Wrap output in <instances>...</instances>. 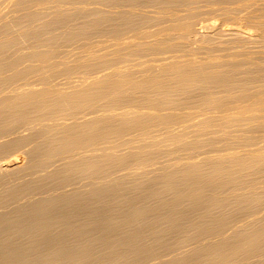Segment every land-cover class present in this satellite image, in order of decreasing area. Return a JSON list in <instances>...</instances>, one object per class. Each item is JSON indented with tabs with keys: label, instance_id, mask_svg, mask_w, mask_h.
Here are the masks:
<instances>
[{
	"label": "rangeland",
	"instance_id": "374dc122",
	"mask_svg": "<svg viewBox=\"0 0 264 264\" xmlns=\"http://www.w3.org/2000/svg\"><path fill=\"white\" fill-rule=\"evenodd\" d=\"M24 1H26V3L28 2L27 3L28 6L26 5V3H24ZM45 1L46 0H44V1L43 0H11V1L10 0H4V1L2 0V1H0V33H1L0 38L3 39V40L0 39V64H1L0 65V110L2 108V110L0 111V136H1L0 137V143H1L0 144V193L1 192L4 193V192H6V190L7 191L10 190L13 194H15L14 190H16L17 188L12 187V186H15L14 184H16V183H17V185L22 184L21 186H23L26 189L25 190V189L21 188V186H19L20 187L19 188L16 185L19 189V190H17V192L18 191L20 192L23 190H25L27 192V190L29 191L30 189H32V187L38 186L39 183H40V185L41 184L43 185V183H41V181H43V182L46 181L44 184V187L40 186L41 188L38 190L36 189V191L34 190L35 192L32 190V193L28 194L29 192H31V190L27 193L24 191L26 193V196L25 197L21 196L22 199L19 197L18 198L19 200L17 198H15L16 196L14 197V195L12 193L6 192L5 195L1 193L0 194V203H1V200L3 201V198H4L5 199L4 201H6L5 203L7 204V207H6V204L4 205V203L2 202L3 203L2 205H4L5 207L3 206L1 208V204H0V208H1L0 214L5 213V209L9 212L10 211L14 212L17 209H20L22 206H24V204L28 203V201L32 200L33 198L34 199L39 198L37 201L42 200L41 202L39 201V203L44 202L43 199L45 198L44 200H46V197H47V200H48V198L51 200L52 198H54L56 196H60L61 194L64 195L66 193L65 191H67V190L71 191L72 188H73V190L75 189V190H78L80 192H83V194H84V192L88 193L90 187L84 186L86 184V182L84 183V181H83L84 184L82 185V182L80 180H82V179L84 180V178L86 177L87 181H89V183L87 182V186L88 185L91 186L94 182L97 184V181H92V180L95 177L94 175L97 174V172H100L99 170H103L102 166L100 168V165L106 166V164H107V167H108V163L105 162V160H108L106 158L108 156L110 161L108 160L107 162H109L110 165H109V169L107 167L106 168L108 170H111L110 172H112V173L110 174V172L108 171L109 175L106 173V176H108L107 177L108 179L106 178V176L104 178L103 177L104 173L107 172L106 171L107 169L105 168L104 173H101V175H99L100 173L97 174L99 176L98 182L103 184V187H101L102 185L99 184L101 188L107 187L106 185H108V183H105L106 184L105 185L106 187H105L104 182L103 183L100 182V181H105L106 179H107L106 180L107 182L109 180V184H110V185H108L109 187L114 186V187L110 188V189L115 190L114 193H113L114 190L110 191L109 188L107 187L108 191L112 192L110 194H112L114 196V197H110V198H113V201L110 200L113 203V205L109 202L110 204H108V206L112 205L114 207V208L113 207L111 208V206H110V208H111L110 210L115 209V211H113L114 213L112 212V214H111L110 210L108 212H110V214L113 215V217L111 216L112 217L111 219H113V218L117 219L120 217L118 219L119 221L116 220L117 224L114 223V225H118V223H122V222H120L121 218H122V221L123 220L125 221V219L126 220L129 219V216L126 215V214H129V212L125 213V211H127V209H128L127 208L125 210V207H127L128 205H126L125 200H123V199H125V196L128 193V191H131V193L133 191V194L138 193L137 195L139 196L140 194L143 195L144 191L146 192L147 190L151 189V188H149L150 185L157 184V185H155V186H158L157 192H158V190H159V192H161L160 189H162L164 192H166V193H164L162 191V193H164L163 199L166 200L167 197L168 198L170 197L169 195H167V193H169V189L164 188V187H166L165 183H167V181H163L165 179V177L163 178L162 176H166L167 174H169V173H167L169 170L171 172L174 171L175 173L177 170L175 171L172 168L178 169V171H180V173L184 170H188V173H186V174H188L187 175L188 177H192V176L196 177L195 175L200 176V171L204 169V172L203 173L201 172V173L205 176V177L203 176L204 179L202 178L203 181L206 178L208 179V180L207 179L205 180V183L207 182L208 184H210V183L212 184V183H214V181L220 180L219 178H221V180L225 179V181L228 180L227 183L225 182L227 184L226 186H224L225 188H219L220 191L217 189L218 191H215L212 194L210 193L214 198H209V201L206 199L199 198V199H201L200 201L202 203L203 202H205V203L206 202H208V203L212 202L211 203L212 204L211 209L209 211H208V209H207V211H203L199 216H196V218L194 217L195 219H193V220H191L192 217L191 218L189 217L190 219L187 218L188 223L184 222V220L187 221L185 217H183V216L181 217V215H180L178 217L180 220H178L176 217V219H175L176 223L174 222V224H180L181 220L183 221L182 223H184V224L185 223L189 224V222H190V225H191V221L194 222V223H192V227L186 224L187 228L185 230H189V232L186 231L187 233H184V234H183V232L185 231L184 229L183 230L182 229L176 230V229L180 228L179 226H181V225H178V226L175 225L176 228L174 227V230H175L174 231L173 227H172L173 225L170 226L168 223V225L165 226L167 223L165 224L164 221L159 222V223L154 222L151 224L150 227L152 228V230L156 228V230H160L162 233V230L160 229V227H162L163 224H165V225H163V228H162L164 231L167 230V229H164V227L168 228L170 226V229L168 228L167 231L169 233H171L172 231L170 232L169 230L172 229L174 232H172L170 234L169 238L172 237V239H173V237L175 235L172 244L177 245L175 247H177V248L180 247L179 249H182V246L178 247V244H176V243L180 242L179 244H182L183 246L185 245L183 247V249L187 250V249H190L189 247L196 249L194 244L196 243L195 245H198L197 244L198 242H199V246L202 247V245H200L201 244V234L204 231H202V233L200 231L201 234L199 232H197V235L195 234L198 237L200 236L199 239L197 237L198 241L196 240L197 241L196 242L194 239V238H196V236H191L192 234L194 235V233H195L194 230L196 228V226L193 227V225L196 224L197 226H200L202 224H205V225L209 224V225H212V227H215L216 225L221 226L218 228L221 229V232L224 235H222V233H221V235H218V234H220V233H218L217 234L218 236H217L216 235L217 231H216L215 236L216 237H219V236L222 237V236L227 235L225 238H227L228 241L230 240L231 241L230 243L233 245H231L230 243H226L227 242L226 239H225V241H226L225 243L227 245L225 243H223L222 242L224 240L223 237H222L223 240L221 239V242H220L221 237L219 239L216 238L214 240L213 238H215V236L211 238V236H213L214 234L213 235L208 234L210 237L208 235L205 237L202 236V239L203 238L206 239L205 244H203V246H205L204 248L207 249V250L206 249L205 250L203 249V250L207 252L205 254L208 255L207 257L209 259L206 256H203V257L207 258L206 260H208V261L210 260V263H208V264H211V263L215 264V262H216V264H217V262H218V264H264V235H263L264 234V226H262V223L264 224V218H263L264 217V215H263L264 214V94H263L264 93V54H261V53H264V0H161V1H159V0H147V1L146 0H143V1L142 0L141 1L140 0H94V1H92V0H88V1L87 0H83V1L82 0H75V1L74 0H66V2H65V0H47L46 2ZM84 1H85V3H83ZM35 2H39V3H35ZM49 2L51 4H49ZM91 2H93V3H91ZM70 4L71 5L73 4L72 6H73V8L75 6V8L72 9V6ZM3 5H4V7H3ZM124 5L126 6V8H128V7L129 8L126 9ZM139 5H141V6H139ZM147 5H150V6H147ZM40 6H42V7H40ZM46 6L49 8H47ZM45 8H46V10H45ZM94 8L97 9L98 13ZM99 8H102V9L100 10ZM27 9H28V12H26ZM50 9H52V11ZM113 9H114V11H113ZM64 10H66V12H64ZM139 10H140V12H139ZM143 10H145V11H143ZM41 11H42V13H41ZM47 11H49V12H47ZM132 11H134V12H132ZM51 12L52 13L54 12V14H52ZM94 12H96V13L93 14ZM34 13L36 16L34 15ZM38 13H40V14H38ZM29 14L31 15V17H29ZM97 14H99V15H97ZM26 15L28 16V18H26L27 17ZM74 15H75V17H74ZM143 15H145V16H143ZM150 15H151L152 19H150ZM13 16H14V18H13ZM42 16L45 18H43ZM129 16H131V17H129ZM134 16H135V18H133V19L136 21H134L132 19V17H134ZM147 16H149L148 19H147ZM50 17H51V19H50ZM119 18L120 19L122 18V19L120 20ZM125 18L127 20L128 19L129 20L126 21ZM130 18H131V20H130ZM3 19L5 20V22ZM34 19H36V20H34ZM59 19L62 21L60 22ZM26 21H28V22H26ZM49 21L53 22L54 26ZM64 21H65V23H63V24H69L70 23L71 25L70 24L69 25L71 27L69 25H68L69 27H66L67 25L64 26L63 24H61ZM137 21H138V23H137ZM145 21H146V23H145ZM30 23H33V24H30ZM48 23H50L49 28L51 30L48 28V25H47ZM114 23H115V25H114ZM57 24L61 27H59ZM44 25H45V27L47 25V27L45 28ZM132 25H134V26H132ZM52 27H53V29H52ZM36 28H37V30H36ZM54 28H56L57 30ZM44 29L48 30V31L50 30L49 34L46 33V31ZM61 29H63L64 31ZM1 30H2V32H1ZM42 30H44V31H42ZM33 32H35V36H33L34 35ZM42 32H43V34H42ZM30 33L32 34V38H31ZM37 33L43 39H41V37L38 38L39 35L36 36ZM52 33L55 34L56 36L53 35ZM10 35H11V37H10ZM26 35L27 36L29 35L30 37L28 36V38H30V39H28ZM42 35L43 36L46 35V37H43ZM50 35H52L53 40H52ZM61 35H63V37ZM98 36H100V37H98ZM5 37H7V38H5ZM49 39H51V41ZM29 40H31V41L28 42ZM32 40H34V41L32 42ZM35 40L39 41V43L45 42V44L44 45L38 44V43H36L37 41H35ZM125 40H126V42H125ZM107 41H109L110 43H108ZM32 43L33 44L36 43V44H34L35 46ZM30 44L34 47H32ZM46 44H48L47 46H49L48 50L46 49L47 48L45 46ZM102 44H103V47L101 46ZM37 45H38V47L35 48ZM51 47H52V49H51ZM67 47H68V49H66ZM85 47H87V49H88L87 51H86ZM70 48H72V49H70ZM36 49H38V50L41 49V50L38 51ZM91 49H93V50H91ZM130 49H131V51H130ZM58 51H59V53H58ZM55 52H57L59 57ZM2 53H3V55H1ZM50 54H53V55H50ZM60 54H62V55H60ZM51 56H53V57H51ZM50 59H51V61H50ZM34 60L38 65L37 64L33 65V63H35ZM41 60H43V61H41ZM239 60H240V62H239ZM3 61H4V64H3ZM7 62H10L11 64L7 63ZM43 63H45L46 65ZM49 64H51V65H49ZM48 65L50 67H48ZM58 65H59V67H58ZM18 66H20L21 68ZM34 66H35V68H34ZM46 66H47V68H45ZM99 66H101V68ZM55 67H57V68H55ZM83 67H84V69H83ZM73 68H74V70H73ZM77 68L80 70V72ZM142 68H144V69H142ZM17 69H19V70H17ZM48 69H50V70H48ZM97 69H98V71H97ZM166 70H167V72H166ZM59 71H63L64 75L61 74L62 72H59ZM73 71H74V74H73ZM81 71H83V73ZM5 72H6V75L4 74ZM52 72L54 75L52 74ZM66 72L68 75L66 74ZM37 73L39 75H37ZM70 73H72V74H70ZM78 73H80V74H78ZM59 74H61V75H59ZM48 75H50L49 79H47ZM55 75L57 77H55ZM98 75H99V77H98ZM10 76H12V77H10ZM69 77H71V78H69ZM39 79H40V82H39ZM93 80H95V81H93ZM96 80H97V82H96ZM77 81L79 82V84H77L78 83ZM96 83H98V84H96ZM40 84H42V85H40ZM66 84H67V86H66ZM72 84H74V85L72 86ZM47 86H48V88H47ZM37 89L39 91H37ZM51 90H52V94H51ZM41 91H43L44 93ZM84 91H86V92H84ZM18 92H19V94H18ZM89 92H91V93H89ZM21 93H22V95H21ZM28 93H30V94H28ZM46 93H48V94H46ZM38 95H39V97H38ZM1 96H3V97H1ZM81 97H82V99H81ZM56 99H59V100H56ZM88 99L90 101H88ZM18 100L20 101V103L17 102ZM83 100H85V102ZM81 101H83L84 104ZM26 102H28V103H26ZM73 102L75 103L74 107H76V109H74L73 105H71V103H73ZM9 103H10V105H9ZM56 103H58V104H56ZM64 103H65V105H64ZM80 103H81V105H79ZM53 104H55V105H53ZM28 105H30V106H28ZM50 105H51V107H50ZM62 105H64V106H62ZM88 105L90 107H88ZM225 105H226V107H225ZM228 105H231V106L233 105L232 106L233 108L231 106H228ZM26 106H28V107H26ZM56 106H58V107L56 108ZM106 106H108V107H106ZM33 107H34V109H33ZM61 107H63V108L65 107L66 109L65 108L63 109ZM94 107L96 110L94 109ZM183 107H185L186 111L183 109ZM201 107L203 110H205L204 112H206V114L205 113H201V114L199 113L200 111H203V110H201ZM228 107H230V108H228ZM87 108H89V109H87ZM38 109L41 111V115H39L40 111ZM61 109H62V111H61ZM68 109H70V110H68ZM72 109H73V111H72ZM190 109H193L194 111L196 110V112H194ZM250 109H253V110H250ZM25 110L27 111L26 113H25ZM183 110H184V112H187L188 114L184 113ZM217 110H218V112H217ZM219 110H222L221 113H219ZM226 110H228V111L226 112ZM20 111L24 112V115L25 114L26 115L24 116L23 113L21 114ZM32 111L35 112V115L37 112V115L35 116L34 113H32ZM158 111L159 112L162 111L163 114L161 112H160L161 114H159ZM178 111L182 112L183 114H186V115H184L185 119L182 116L183 114L180 112L179 113L182 114L181 115L182 117L179 119L180 115L178 114ZM190 111H192V112L189 115ZM174 112L175 113L177 112V113L175 114ZM72 113L74 114V116ZM42 114H44V115H42ZM61 114H62V116L64 115L65 117H62ZM202 114H203V116H201ZM221 114L223 115V117ZM38 115H39V117L41 116V119L38 118ZM68 115H71V116H69L70 117L69 119L67 118ZM165 115H167V116L169 115V116L167 117ZM173 115H175L176 117L178 116V117L174 118ZM15 116H18V117H15ZM50 116L52 119L50 118ZM54 116L55 117L59 116V117H57L59 119L56 120V118ZM87 116H89V117H87ZM189 116H192V117L194 116L195 118L194 117L192 118ZM197 116H199V117H197ZM233 116L234 117L236 116V117L234 118ZM5 117H6V119H5ZM36 117L38 118L37 120H36ZM98 117H100V118H98ZM108 117H110L109 118L110 120L108 119ZM157 117H159V118L157 119ZM219 117H220V119H219ZM249 117H251L252 119ZM3 118H4V120H3ZM53 118H55L56 123L53 120ZM60 118H62V119H60ZM178 119L180 121H181V119H182V121L183 120L184 121L183 122L181 121L182 122L181 123ZM60 120L61 121L63 120L62 123ZM64 120L65 121L67 120L66 122L68 123V125H66L67 123ZM176 120L178 122H180L181 124H183L182 125L183 127L180 125L178 126L179 123L176 125V123H177ZM36 121H38V122H36ZM81 121H82V123H81ZM216 121H217V123H215ZM230 121H232V122H230ZM64 122L66 124H64ZM173 122H176L175 125L172 124ZM208 122H210V123H208ZM224 122H225V124H224ZM59 123H61V124H59ZM71 123H73V124H71ZM83 123L84 124L86 123V124L84 125ZM90 123L92 125L95 124V126H92V127L97 128V130H95L96 132L94 131V133L97 135H92L94 128L91 127ZM6 124H8V125H6ZM81 124L84 126H82ZM88 124H89L88 127H90V128L86 129L85 126H87ZM97 125H98V127H97ZM40 126H41V129H40ZM69 126H70V129L74 126L76 128V126H77V129H79V130H77V129L76 130L79 132V134H77V135H75L74 133L72 134L73 129H71V131H70L68 129ZM107 126L110 127L109 128L110 131L107 128ZM52 127H54L55 129ZM83 127H85V128H83ZM128 127H129V129H128ZM37 128H39V130H37ZM64 128L67 130H64ZM80 128H81V130H83V129H85V131L87 130L86 132H88V130L91 131V128H92V132H90L92 134L89 133L91 136L89 137L88 136L89 134L86 132H83V135H82V133L80 132ZM105 128L107 129V132H103V133L104 134L106 133V135H105L106 138L103 139L104 134L100 133V131H106ZM135 128L136 129L138 128L137 130L139 131V133H137L138 131L135 130ZM220 128L221 129L223 128V129L221 130ZM22 129H23V131H22ZM111 129H112V131H111ZM19 130H21V131H19ZM58 130L59 131L64 130L61 132V137L62 136L65 137V138H63V140L64 139L70 140L69 147L70 146L72 147V144H73V147H72L73 150L70 149L72 152L74 150L77 151V148L81 147L82 148L81 150H83L84 152L88 151L87 153L86 152L85 153H86V155L90 154V156L87 155V156H84V158L81 157V159H82L81 160L79 157L81 155L78 154V153H81V154L84 153L83 151H82L83 153L78 152L81 150H78L77 151L78 153L75 152V154H78V157H79L78 160L75 159V158H77V157H75L76 156L75 154L73 156L75 158L69 156V155H72V152L69 149H67L68 142L66 143L64 141L66 143V145H63L65 143L61 139L57 138L58 136H56V135L60 134V132H57ZM76 130L74 129L75 132H76ZM67 131L69 132V135H72L73 137L74 136L77 137L75 139V141H74L75 137L74 138L72 136L69 137V135H67V137L65 136L68 133ZM140 131H142L141 134H140ZM20 132L22 135L20 134ZM41 132L43 133V135ZM78 132H76V133H78ZM115 132H116V134H115ZM80 133L82 136L80 135ZM84 133H85V136H87V137L84 136ZM129 133L132 134L133 136L130 137ZM45 134H47V136L44 137ZM86 134H88V135H86ZM54 135L56 136L55 138H54ZM107 135L109 136V138ZM83 136L85 138L89 137L90 139H93V137H94V139L92 140V143H91L92 146H90V145L89 146L91 147V149H92V147H93V149H95V147L100 145L101 148L99 147L100 149L95 150V153L97 151L98 155L93 153V152H92V154H93L92 155L89 152V151H91L90 147H88V148H87V146L85 147L86 144L88 145L87 142H89V141L91 142V140H88L87 142H86V140H84L83 142L86 144L81 143L80 145H78L80 142H82V139H84ZM98 136H102L103 138L98 137ZM126 136H128V137H126ZM51 137H53L52 140H50V141L48 140V141L49 142L53 141V142H52V144H49L47 139L48 138L51 139ZM79 137L80 138L83 137L80 142H79V140H80ZM45 138H47V139H45ZM59 140H61V141H59ZM98 140H99V142H98ZM71 141L77 142V144L73 143ZM128 141L130 142L131 145L129 144ZM61 142H62V145H60ZM90 142H89V144H90ZM147 143H148V146H150V147H148L146 145V147L148 148V151L152 147L154 153L151 152L152 149L150 150L151 153L150 152L147 153V152H145V150L147 149L146 147L145 148L143 147L145 150L143 148H141L143 145H145ZM225 143H227V144H225ZM58 144H59V146H62V147H59ZM94 144L95 145L99 144V145L95 146ZM122 144H124V145H122ZM134 145H137V146L142 145L139 148L144 150L145 156L149 158V163H147V161H146L148 158L145 157L146 160L143 159L144 154L140 155V153H144V152L140 150V153H139V151L137 150V146H134ZM224 145L225 146L227 145L226 148ZM63 146H66L65 151L66 152L70 151L71 154L68 153L69 155L66 156L67 153L65 154ZM117 146H118V148H117ZM93 149H92V151H94ZM98 150L101 152L99 153ZM222 150L225 151V153ZM135 152H137V154L139 153L138 155H140L141 157L143 156L141 158V160H140V158L137 159L138 155H137V157H135L136 159L134 158V155L133 156L131 155L132 153L136 154ZM146 153L148 154V156L146 155ZM155 153H156V156H155L156 159L153 156V154L155 155ZM168 153H170V154H168ZM103 154H106L107 156L103 155ZM31 155H33V156L31 157ZM91 155L94 156L95 160L96 159H98L97 161L100 160V163H97V161H96L97 165L100 164L99 165L100 169L96 170V169H98L96 167V169H94V173H93L94 175H91L90 173H92L93 171L92 172L90 171V173H89L90 177H89V175H87L88 173H86V175L84 173V175L81 174L82 179H80V173H79V175L78 174L76 175V177L77 176H79V177L75 178V180H73V181H69V179L67 181L62 180V181H66L67 184H65V182L64 183L62 182L65 186L63 185L62 187H60V190H63V191H60L59 186L62 185V183L60 181V185L56 188L57 189V191H56V189L53 187L55 182L53 181L52 178H50L51 176H53V175H51L52 173H45V171L47 170L49 172L50 170H54L53 171V174H54L57 171L55 168V166L57 164L61 165L63 162L65 165L66 162L71 163L72 159H73V162H74V160L77 162L79 160H81L80 161V163H81L82 161L84 162V160L87 159V157H91ZM159 155H161L160 156L161 158L160 157L158 158ZM101 156H104L105 159H104V157L102 158ZM110 156L113 159V161L111 160ZM126 156H130V159L125 158ZM64 157L67 160H64ZM100 157H101V159H99ZM132 157L134 158L133 159L134 161L133 160L131 161ZM88 159L92 160V158H88ZM125 159L127 162H125ZM128 159L131 162V164L128 161ZM91 160H89V161L91 162ZM138 160H140V161L143 160L144 163L146 162V166L144 164H141V163H143V161L140 163V162H137ZM169 160H171V161H169ZM103 161L105 162L104 164H103ZM30 162L32 163L33 166H31ZM77 162H75V163H77ZM93 162H91V163H93ZM128 162H129V165H128ZM34 163H35L36 167H35ZM54 163H55V165H54ZM67 163H66V165H67ZM122 163L127 164L129 167L124 165V164L122 165ZM161 163H163V164H161ZM191 163H192V165H191ZM197 163L198 164L200 163L199 166ZM71 164H73V163H71ZM71 164H68V165H71ZM78 164H79V162H78ZM115 164H116V166H114ZM225 164H226V166H225ZM40 165L42 166V168H40V169L37 168V166L40 167ZM68 165H67V167L65 166V168L62 166L64 169H61L62 167L58 166V165L56 167H59L61 169V171H64L65 169L67 170ZM92 165H95V164L93 163ZM111 165H112V168H110ZM52 166H54V167L52 168ZM157 166L160 169L163 168V170H164V172L161 171L162 173H159L160 172L159 168L157 170V172L160 175L163 174V175H161V178H163V179L158 177L159 174H157L156 172H153L156 168L153 171L152 170L151 171H152V173H154V175L157 174V177L160 179H156V176L154 178L152 173H150V170H149V172H147L149 167H150L149 169H152V168L157 167ZM185 166L186 167L190 166V167L186 168ZM121 167H123V168H121ZM141 167H143V168H141ZM145 167H147V170H144V169H146ZM164 167L168 168V169H164ZM198 167H200L201 169ZM59 168H58V170H59ZM77 168L80 169L79 167H77ZM128 168L130 170L132 168L130 173H129ZM210 168H212V169L214 168L215 170L214 169L212 170ZM217 168H220V169H217ZM85 169H87V168H85ZM127 169H128V172H127L128 174H126ZM77 170H75V171H77ZM38 171H39V173H38ZM20 172H21V174H20ZM26 172H28V173H26ZM78 172H79V170H78ZM101 172H103V171H101ZM144 172H147V173H144ZM219 172H221V173H219ZM18 173L20 176L19 175L17 176ZM40 173H42V175L46 174L47 176H45V177L47 179H49V181H47L44 176H42V178L43 179L45 178V180H43L40 176L41 180L38 179V180H40V181H38L36 178H37V176L39 178ZM183 173L185 174V172H183ZM183 173H181V174H183ZM229 173H230V175H229ZM72 174H73V172H72ZM125 174L127 175L126 178H129V180L131 181L130 183L127 182V184H126V181H128V179H126V181L124 183H123V181L121 182L122 179H125L124 178ZM216 174H218V175H216ZM235 174H236V176H235ZM21 175H23L24 177ZM49 175H50V177L48 178ZM115 175H116V177H115ZM121 175H123V176L120 177ZM30 176L32 177V179L35 177L32 182H34V184H35V182L38 181L37 182L38 184L37 183H36V185L32 184L31 183L32 179L30 178ZM91 176H94L93 179L91 178ZM147 176L148 177L151 176V177L148 178ZM170 176H172V175H170ZM12 177H13V179H12ZM18 177H19V180H18ZM25 177H27V178H25ZM109 177H111V178H109ZM166 177H168V176H166ZM236 177L237 178L239 177V178L235 179ZM241 177H242V181H241ZM261 177H262L263 181H262ZM10 178L12 179V181ZM16 178H17V180H16ZM86 178H85V180H86ZM88 178H90L92 180H90V179L88 180ZM24 179H27V180H24ZM50 179H52V180H50ZM29 180H30V182H29ZM35 180H37V181H35ZM76 180H79L81 183H79V181L76 182ZM160 180L163 181L164 183L160 182ZM230 180H236V181H238V182L240 181L242 183L237 182L239 184L238 185L237 183L234 184V182H236V181H231L233 184L232 183L229 184ZM9 181H11V182H9ZM110 181H111V183H110ZM47 182H48V184L46 185ZM68 182H70L71 186L68 185ZM90 182H93V183L90 184ZM119 182L121 184H119V186L116 185ZM254 182H255V184H254ZM23 183H24V185H23ZM49 183L53 184V185H51L52 190L46 189L47 186L49 185ZM95 183H94V187H92L93 185L91 186L93 189L98 188L97 187L98 184L96 185ZM128 183L130 184V186L134 185V186H132V190H128V188L130 187V186L128 187ZM26 184L28 186H30V189L29 188L27 189L28 186ZM75 184H76V186H78V187H76L77 189L74 188ZM78 184L84 186L85 189L83 187H79L80 185H78ZM162 184H165V186L163 187ZM219 184H221V183H219ZM258 184H260V185H258ZM73 185H74V187H73ZM95 185H96V187H95ZM125 185H127L128 188ZM230 185H232L233 187L235 186L234 188L231 187L232 188L231 191H230V189H228V188H230L229 187ZM257 185L259 187H257ZM120 186L123 188H121ZM155 186H153L152 188H154ZM217 186L223 187V185L222 186L217 185ZM253 187H255L256 189L254 188V190H253L252 189ZM11 188H13L14 190L12 189L13 190L12 191ZM42 188H44L45 190ZM61 188H63V189H61ZM87 188H88V192L84 191ZM92 188H91V190H92ZM146 188H147V190H146ZM235 188H237L236 191H235ZM53 189H55V190H53ZM118 189L120 191H124V192H120ZM129 189H131V188H129ZM155 189H156V187H155ZM73 190L71 191L72 193L70 191H68V192L71 193L72 195H74L73 192H76V191H73ZM101 190H105V189H101ZM261 190L263 193L261 192ZM52 191L54 193L56 192L57 195L56 194L52 195V193H51ZM105 191L107 192V189ZM125 191H127L126 194H125ZM252 191L254 194L252 193ZM256 191L258 193H256ZM227 192H229L230 195H233L235 193L236 194L233 195V197H230ZM42 193H43V195H42ZM46 193H47V195H46ZM58 193L59 194L61 193V194L59 195ZM69 193L68 194L66 193V195H70ZM131 193L130 194L128 193L127 195H131ZM153 193L156 196H158L156 194V192H153ZM170 193H172V191ZM201 193H204V191ZM8 194L9 195L12 194L13 197L11 195V198H10V196ZM50 194L54 197H52ZM241 194L242 195L248 194V196H250L249 198H247V195H245V196H246V200L247 199H249V200L246 201L244 198L242 200L243 202H241L239 200V199H241L240 198L242 196ZM260 194H262V195H260ZM115 195H116V197H115ZM160 195H161V197H163L162 194H160ZM251 195H252V197H251ZM257 195H260V196H257ZM7 196H9V197H7ZM70 196H68V197H70ZM165 196H166V198H165ZM253 196H255L256 199ZM26 197H27V199H26ZM13 198H14V200H13ZM250 198H251V200H250ZM10 199H12V200H10ZM163 199H161V200H163ZM236 199L239 200V203H238L239 205H240V202L243 203V204H241L242 206L241 205L239 206L237 204V201H236V203L235 202L233 203V201H235ZM167 200H166V203H168ZM13 201H14V203L16 202L17 204H14ZM20 201H22V202H20ZM119 201L120 202L122 201V202L120 203ZM48 202H49V200H48ZM118 202H119V204H118ZM163 202H164V200L161 201L160 203L162 204ZM229 202L231 204H229ZM9 203H11V204H9ZM22 203H23V205H22ZM44 203H46V202H44ZM44 203L39 204V205H43ZM70 203H71V201L69 202V204ZM160 203L158 205L159 207L161 206ZM244 203H245V205H244ZM36 204H38V203H36ZM236 204L238 205V207ZM45 205H47V204H44L43 206H45ZM154 206L156 208L158 207L156 205H154ZM184 206L186 207V204ZM184 206H180V208L188 209L192 205L191 206L187 205L186 208H184ZM46 207H47V210H49V211H52V209H53V207H51L50 204H49V206H46ZM156 208H155V210L154 209L153 210L156 211ZM249 208L250 209L253 208V209H251L252 213L249 210ZM214 209L216 211L219 210L218 212L221 211V213H222L219 215L220 216V219H218L219 221L216 220V221H218L219 224H215V221H213V218L208 219V217H207L209 215V212L213 211ZM1 210L4 212H2ZM41 210L43 211V213L46 211L45 209L44 210L41 209ZM42 211H41V213H39V215L42 214ZM79 211L80 210H78V212ZM190 211H192L191 208H190ZM46 212H47V213H45L46 216L49 215L48 211H46ZM81 212L83 214H81ZM232 212H233V214H232ZM76 213H77V211H74L72 217H74L76 215ZM103 213H104V211H103ZM106 213H107V211L104 214L109 216V214L108 213L106 214ZM191 213L192 212H189L188 214L191 216ZM80 214H81V216L79 214H78V216L76 215L78 217V218H76V221L78 220L77 222H79L78 224H80L82 222L80 219L84 217L85 212L80 211ZM122 214H123V216H122ZM147 214H149V213H147ZM147 214L144 213V215H146V216H147ZM259 214H261V215L259 216ZM108 216H106V218ZM115 216H117V217H115ZM153 216H155V215H153V214L149 215L147 219H149V217H153ZM221 216H222V219H221ZM85 217H86V215H85ZM62 218H64V217H62ZM262 218H263V220H262ZM111 221H114V220H111ZM83 222H84V220H83ZM212 222H214V224ZM197 223H199V224H197ZM247 223L251 224V226L247 225ZM130 224H133V222H131ZM130 224H129V226H130ZM184 224H182L183 227H184ZM244 224L246 225L245 230H247V231L251 230V232L253 231V229L255 230L253 233L248 232L249 234L247 235V237H243L245 233L243 234V236L240 235L241 229H242ZM230 225L232 226V228H234V226H236L234 230H235V232L237 231V233L240 230L239 234L235 233L230 228ZM2 226L5 228L7 227L6 224H5V226L4 225H2ZM61 226H62V224H61ZM61 226L59 228L62 231ZM222 226H223V229H222ZM248 226L252 227V228L247 229ZM118 227L117 228L120 230L122 228L125 229L126 226H125V224L123 226V223H122V224L118 225ZM59 228H58V230H60ZM149 228H148V230H149ZM151 228H150V232H151ZM201 228H203V227H201ZM244 228L245 227H243V229ZM63 229H64V226H63ZM124 229L122 231H124ZM220 229L219 230L215 229V230H218L220 232ZM190 230H193L194 233H192V231H190ZM229 230H230V232H229ZM256 230H258V233L256 232ZM181 231H183V232H181ZM247 231H244V232H247ZM158 232L152 231L150 233V235H152V233H154V234L157 233L156 234L157 237H155L153 235V237L155 239L150 237L149 234L148 235L150 238H152L154 240H158L159 239L158 236H159L160 239H163V241H164V237L169 234V233L167 234L165 232V234H167V235L164 234V237H161L162 234L158 233ZM177 232H180L179 234L183 235L184 238L182 236H179V234H177ZM213 232H214V230H212V232H210V233H213ZM173 233H176V234L171 236ZM189 233H190V236L188 237ZM254 233L255 234L257 233V234L254 235ZM250 234H253V235H251L252 237H250ZM145 235H147V234H145ZM203 235H204V233H203ZM235 235H237V237ZM169 238H165V239L170 240ZM152 239H150V240L153 242L154 240H152ZM238 239H240L242 241V242L240 241V244L238 243ZM242 239H244V240H242ZM171 240L169 242H166V243H168L167 246H163L166 244V243L165 244L163 243L162 244L163 248L161 246H158L160 241H158V242L155 241L156 243L155 242L152 243V244L156 245V247H153V249L156 248L155 251H157V250L161 251L162 253H164L163 255H165V256L167 255V253H168V256L170 254V256L168 257L169 260L167 259L168 260L167 262H172V261L176 262V261H178V260H176L177 256H176V258L174 257V259L172 256L173 255L172 253L174 251L172 249L173 245L170 243ZM183 240L186 242H184ZM190 241H193V242L190 244ZM202 243H204L203 240H202ZM215 243L216 244L218 243V245L215 246L216 249L221 248V247H223V248L215 250V247H213ZM169 244L171 245L170 247H168ZM49 245H51V244H49ZM160 245H161V243H160ZM165 247L167 249H165ZM175 247H174V250L177 249ZM201 247L200 248L198 247L197 250H200ZM227 247H228V249H227ZM122 248H125V246ZM231 248H233V249H231ZM171 249L173 252L171 251ZM209 249H211L210 250L211 252L209 251ZM229 249H231V250H229ZM164 250H167L168 252H164ZM184 250L182 252L183 255H178V253L181 254V252L175 251L176 254L178 256H180V257H178V259L179 258L181 259L182 256L185 257V254H187V251H184ZM197 250H196V252H197ZM200 251H202V250H200ZM204 251H202V252H204ZM169 252H171V253H169ZM175 252H174V256L176 255ZM189 252H191V250H189L188 253ZM199 252L195 253V250H193V252H192L195 255L197 254V256H194L195 262H197L196 257H199V259L201 257L199 255ZM226 252H227V254H225ZM221 254L223 256L225 255L226 257L222 256L220 259V257H218V256ZM243 254L246 255V259L244 258L245 255H243ZM157 255H158V253L156 254V256ZM163 255L160 256V253H159L160 259H158V257L154 256V258H151V259H153V261L151 263L155 264L154 260L156 261L157 264L167 263V262H165L166 260H163L164 262L160 261L162 259H165L164 258L165 256L163 257ZM227 256L229 258H227ZM161 257H163V258L161 259ZM224 258H227V261L226 260L223 261ZM151 259L146 260L144 262L149 261L147 263V264H149ZM194 259H193V261H194ZM184 260H186V259L182 258V261H184ZM239 260H241V261H239ZM188 261H190V259ZM202 261L204 262L205 260L201 259V262ZM245 261H247V262H245ZM203 262H202V264H204ZM205 263L207 264V262H205ZM121 264H123V263H121ZM129 264H131V263H129ZM136 264H138V263H136ZM142 264H143V262H142Z\"/></svg>",
	"mask_w": 264,
	"mask_h": 264
},
{
	"label": "bare ground",
	"instance_id": "6f19581e",
	"mask_svg": "<svg viewBox=\"0 0 264 264\" xmlns=\"http://www.w3.org/2000/svg\"><path fill=\"white\" fill-rule=\"evenodd\" d=\"M0 1H2V0H0ZM4 1V0H3ZM11 1V0H10ZM44 1V0H43ZM47 1V0H46ZM45 1V2H46ZM75 1V0H74ZM83 1V0H82ZM88 1V0H87ZM92 1H94V0H92ZM141 1V0H140ZM143 1V0H142ZM147 1V0H146ZM159 1H161V0H159ZM40 2V1H39ZM39 2H35V3H39ZM51 2V1H50ZM49 2V4H51ZM61 2V1H60ZM65 2H66V0H65ZM64 2V3H65ZM256 2V1H255ZM8 3V2H7ZM24 3H26V1H24ZM28 3V2H27ZM27 3H26V5H27ZM76 3V2H75ZM83 3H85V1L83 2ZM82 3V4H83ZM89 3V2H88ZM91 3H93V2H91ZM123 3V2H122ZM128 3V2H127ZM141 3V2H140ZM143 3V2H142ZM145 3V2H144ZM33 4V3H32ZM45 4V3H44ZM48 4V3H47ZM106 4V3H105ZM117 4V3H116ZM115 4V5H116ZM9 5V4H8ZM22 5V4H21ZM24 5V4H23ZM25 5V6H26ZM37 5V4H36ZM35 5V6H36ZM66 5V4H65ZM64 5V6H65ZM71 5V4H70ZM73 5V4H72ZM71 5V6H72ZM120 5V4H119ZM143 5V4H142ZM28 6V5H27ZM45 6V5H44ZM63 6V7H64ZM86 6V5H85ZM84 6V7H85ZM94 6V5H93ZM125 6V5H124ZM139 6H141V5H139ZM147 6H150V5H147ZM3 7H4V5H3ZM22 7V6H21ZM30 7V6H29ZM28 7V8H29ZM34 7V6H33ZM40 7H42V6H40ZM47 7V6H46ZM87 7V6H86ZM85 7V8H86ZM128 7V6H127ZM47 8H49V7H47ZM58 8V7H57ZM60 8V7H59ZM62 8V7H61ZM74 8H75V6H74ZM73 8V6H72V9H74ZM104 8V7H103ZM122 8V7H121ZM125 8H126V6H125ZM129 8V7H128ZM128 8H126V9H128ZM145 8V7H144ZM54 9V8H53ZM64 9V8H63ZM67 9V8H66ZM92 9V8H91ZM95 9V8H94ZM100 10L102 9V8H99ZM123 9V8H122ZM258 9V8H257ZM13 10V9H12ZM45 10H46V8H45ZM44 10V11H45ZM51 11H52V9H50ZM58 10V9H57ZM96 11H97V9H95ZM94 10V11H95ZM131 10V9H130ZM43 11V10H42ZM42 11H41V13H42ZM63 11V10H62ZM93 11V10H92ZM112 11V10H111ZM113 11H114V9H113ZM142 11V10H141ZM143 11H145V10H143ZM26 12H28V9H27V11ZM37 12V11H36ZM35 12V13H36ZM47 12H49V11H47ZM55 12V11H54ZM54 12L52 13V14H54ZM64 12H66V10H64ZM107 12V11H106ZM132 12H134V11H132ZM139 12H140V10H139ZM138 12V13H139ZM30 13V12H29ZM35 13H34V15H35ZM56 13V12H55ZM60 13V12H59ZM79 13V12H78ZM96 12H94L93 14H95ZM97 13H98V11H97ZM145 13V12H144ZM31 14V13H30ZM29 14V17H31V15ZM38 14H40V13H38ZM37 14V15H38ZM50 14V13H49ZM63 14V13H62ZM132 14V13H131ZM148 14V13H147ZM8 15V14H7ZM28 15V14H27ZM26 15V16H27ZM33 15V16H34ZM80 15V14H79ZM97 15H99V14H97ZM129 15V14H128ZM149 15V14H148ZM32 16V17H33ZM36 16V15H35ZM34 16V17H35ZM53 16V15H52ZM68 16V15H67ZM94 16V15H93ZM96 16V15H95ZM143 16H145V15H143ZM9 17V16H8ZM43 17V16H42ZM72 17V16H71ZM74 17H75V15H74ZM79 17V16H78ZM127 17V16H126ZM129 17H131V16H129ZM139 17V16H138ZM13 18H14V16H13ZM19 18V17H18ZM26 18H28V16L26 17ZM43 18H45V17H43ZM49 18V17H48ZM70 18V17H69ZM86 18V17H85ZM133 18H135V16L134 17H132V19ZM149 18V16H147V19ZM6 19V18H5ZM9 19V18H8ZM30 19V18H29ZM39 19V18H38ZM50 19H51V17H50ZM78 19V18H77ZM76 19V20H77ZM81 19V18H80ZM116 19V18H115ZM120 19V18H119ZM122 19V18H121ZM120 19V20H121ZM144 19V18H143ZM150 19H152L151 18V15H150ZM4 20V19H3ZM34 20H36V19H34ZM60 20V19H59ZM74 20V19H73ZM83 20V19H82ZM81 20V21H82ZM85 20V19H84ZM125 20L126 21H128L126 18H125ZM130 20H131V18H130ZM134 20V19H133ZM262 20V19H261ZM51 21V20H50ZM49 21V22H50ZM62 20H60V22H61ZM79 21V20H78ZM134 21H136V20H134ZM2 22V21H1ZM4 22H5V20H4ZM26 22H28V21H26ZM25 22V23H26ZM34 22V21H33ZM67 22V21H66ZM76 22V21H75ZM86 22V21H85ZM116 22V21H115ZM123 22V21H122ZM7 23V22H6ZM10 23V22H9ZM8 23V24H9ZM50 23H52V25H53V22H50ZM50 23H48L47 25H48V28H49V24ZM55 23V22H54ZM63 23H65V21L64 22H62L61 24H63ZM110 23V22H109ZM129 23V22H128ZM127 23V24H128ZM132 23V22H131ZM137 23H138V21H137ZM141 23V22H140ZM139 23V24H140ZM145 23H146V21H145ZM262 23V22H261ZM30 24H33V23H30ZM29 24V25H30ZM46 24V23H45ZM60 24V25H61ZM70 24V23H69ZM69 24H63L64 26H66V27H69L70 25ZM142 24V23H141ZM47 25H46V27H47ZM56 25V24H55ZM58 25V24H57ZM69 25V26H68ZM114 25H115V23H114ZM113 25V26H114ZM54 26V25H53ZM59 26V25H58ZM57 26V27H58ZM130 26V25H129ZM132 26H134V25H132ZM32 27V26H31ZM44 27H45V25H44ZM43 27V28H44ZM45 27V28H46ZM59 27H61V26H59ZM71 27V26H70ZM89 27V26H88ZM102 27V26H101ZM100 27V28H101ZM33 28V27H32ZM64 28V27H63ZM115 28V27H114ZM131 28V27H130ZM133 28V27H132ZM30 29V28H29ZM50 29V28H49ZM52 29H53V27H52ZM54 29H56V28H54ZM69 29V28H68ZM118 29V28H117ZM128 29V28H127ZM36 30H37V28H36ZM45 30V29H44ZM44 30H42V31H44ZM51 30V29H50ZM49 30V31H50ZM57 30V29H56ZM61 30H63V29H61ZM67 30V29H66ZM65 30V31H66ZM70 30V29H69ZM68 30V31H69ZM129 30V29H128ZM135 30V29H134ZM133 30V31H134ZM28 31V30H27ZM33 31V30H32ZM46 31V33H48L49 34V31L48 30H45ZM53 31V30H52ZM51 31V32H52ZM64 31V30H63ZM112 31V30H111ZM117 31V30H116ZM119 31V30H118ZM1 32H2V30H1ZM38 32V31H37ZM131 32V31H130ZM34 33V35L33 36H35V32H33ZM62 33V32H61ZM67 33V32H66ZM70 33V32H69ZM128 33V32H127ZM134 33V32H133ZM1 34V33H0ZM11 34V33H10ZM28 34V33H27ZM42 34H43V32H42ZM47 34V35H48ZM51 34V33H50ZM53 34V33H52ZM63 34V33H62ZM82 34V33H81ZM25 35V34H24ZM30 35H31V38H32V34L30 33ZM37 35H39L38 33L36 34V36ZM53 35H55V34H53ZM64 35V34H63ZM63 35H61L62 37H63ZM77 35V34H76ZM27 36V35H26ZM29 36V35H28ZM28 36H27V38H28ZM43 36V35H42ZM51 36V38H52V35H50ZM56 36V35H55ZM60 36V37H61ZM0 37H1V35H0ZM10 37H11V35H10ZM30 37V36H29ZM39 37H41L40 35L38 36V38ZM43 37H46V35L45 36H43ZM48 37V36H47ZM80 37V36H79ZM98 37H100V36H98ZM5 38H7V37H5ZM50 38V37H49ZM57 38V37H56ZM55 38V39H56ZM0 39H2V38H0ZM14 39V38H13ZM28 39H30V38H28ZM37 39V38H36ZM41 39H43L42 37H41ZM40 39V40H41ZM91 39V38H90ZM132 39V38H131ZM3 40V39H2ZM26 40V39H25ZM50 41H51V39H49ZM52 40H53V38H52ZM64 40V39H63ZM81 40V39H80ZM92 40V39H91ZM104 40V39H103ZM31 40H29L28 42H30ZM34 40H32V42H33ZM35 41H37V40H35ZM65 41V40H64ZM63 41V42H64ZM90 41V40H89ZM27 42V41H26ZM66 42V41H65ZM102 42V41H101ZM105 42V41H104ZM108 43H110L109 41H107ZM125 42H126V40H125ZM3 43V42H2ZM14 43V42H13ZM36 43H38V44H42V45H44L45 44V42L44 43H39V41H37ZM36 43H34V44H36ZM114 43V42H113ZM28 44V43H27ZM33 44V43H32ZM33 44V45H34ZM57 44V43H56ZM61 44V43H60ZM63 44V43H62ZM66 44V43H65ZM112 44V43H111ZM31 45V44H30ZM29 45V46H30ZM48 44H46L45 46L47 47L46 49L48 50V48H49V46H47ZM32 46V45H31ZM35 46V45H34ZM34 46H32V47H34ZM58 46V45H57ZM68 46V45H67ZM102 47H103V44L101 45ZM128 46V45H127ZM38 47V45L35 47V48H37ZM40 47V46H39ZM105 47V46H104ZM25 48V47H24ZM86 48V51L88 50L87 49V47H85ZM44 49V48H43ZM42 49V50H43ZM51 49H52V47H51ZM57 49V48H56ZM64 49V48H63ZM66 49H68V47L66 48ZM70 49H72V48H70ZM35 50V49H34ZM36 50H38V49H36ZM39 50H41V49H39ZM38 50V51H39ZM45 50V49H44ZM43 50V51H44ZM65 50V49H64ZM91 50H93V49H91ZM25 51V50H24ZM32 51V50H31ZM50 51V50H49ZM55 51V50H54ZM53 51V52H54ZM68 51V50H67ZM112 51V50H111ZM130 51H131V49H130ZM30 52V51H29ZM34 52V51H33ZM32 52V53H33ZM47 52V51H46ZM52 52V53H53ZM109 52V51H108ZM27 53V52H26ZM31 53V52H30ZM38 53V52H37ZM56 54H57V52H55ZM58 53H59V51H58ZM54 54V53H53ZM53 54H50V55H53ZM55 54V55H56ZM261 54H264V53H261ZM1 55H3V53L1 54ZM58 55V54H57ZM60 55H62V54H60ZM40 56V55H39ZM38 56V57H39ZM43 56V55H42ZM46 56V55H45ZM35 57V56H34ZM50 57V56H49ZM48 57V58H49ZM51 57H53V56H51ZM58 57H59V55H58ZM61 57V56H60ZM28 58V57H27ZM40 58V57H39ZM43 58V57H42ZM55 58V57H54ZM53 58V59H54ZM45 59V58H44ZM43 59V60H44ZM43 60H41V61H43ZM47 60V59H46ZM61 60V59H60ZM139 60V59H138ZM253 60V59H252ZM251 60V61H252ZM2 61V60H1ZM50 61H51V59H50ZM57 61V60H56ZM164 61V60H163ZM21 62V61H20ZM33 62V61H32ZM34 62H35V60H34ZM40 62V61H39ZM38 62V63H39ZM53 62V61H52ZM62 62V61H61ZM79 62V61H78ZM239 62H240V60H239ZM7 63H10V62H7ZM54 63V62H53ZM52 63V64H53ZM63 63V62H62ZM128 63V62H127ZM160 63V62H159ZM3 64H4V61H3ZM11 64V63H10ZM34 64H37L36 62L35 63H33V65ZM43 64H45V63H43ZM60 64V63H59ZM170 64V63H169ZM1 65V64H0ZM14 65V64H13ZM24 65V64H23ZM38 65V64H37ZM46 65V64H45ZM49 65H51V64H49ZM48 65V67H50ZM62 65V64H61ZM60 65V66H61ZM80 65V64H79ZM128 65V64H127ZM172 65V64H171ZM22 66V65H21ZM41 66V65H40ZM43 66V65H42ZM53 66V65H52ZM56 66V65H55ZM104 66V65H103ZM18 67H20V66H18ZM38 67V66H37ZM44 67V66H43ZM58 67H59V65H58ZM66 67V66H65ZM64 67V68H65ZM75 67V66H74ZM100 68H101V66H99ZM98 67V68H99ZM21 68V67H20ZM34 68H35V66H34ZM45 68H47V66L45 67ZM55 68H57V67H55ZM63 68V69H64ZM43 69V68H42ZM59 69V68H58ZM57 69V70H58ZM61 69V68H60ZM76 69V68H75ZM78 69V68H77ZM83 69H84V67H83ZM82 69V70H83ZM142 69H144V68H142ZM148 69V68H147ZM2 70V69H1ZM17 70H19V69H17ZM38 70V69H37ZM48 70H50V69H48ZM71 70V69H70ZM69 70V71H70ZM73 70H74V68H73ZM79 70V69H78ZM77 70V71H78ZM7 71V70H6ZM36 71V70H35ZM68 71V72H69ZM72 71V70H71ZM90 71V70H89ZM97 71H98V69H97ZM162 71V70H161ZM4 72V71H3ZM51 72V71H50ZM58 72V71H57ZM59 72H62L61 74H63L64 72L63 71H59ZM76 72V71H75ZM79 72H80V70H79ZM82 73H83V71H81ZM166 72H167V70H166ZM40 73V72H39ZM56 73V72H55ZM153 73V72H152ZM2 74V73H1ZM5 75H6V72L4 73ZM19 74V73H18ZM42 74V73H41ZM50 74V73H49ZM52 74H53V72H52ZM61 74H59V75H61ZM66 74H67V72H66ZM70 74H72V73H70ZM69 74V75H70ZM73 74H74V71H73ZM78 74H80V73H78ZM146 74V73H145ZM14 75V74H13ZM17 75V74H16ZM35 75V74H34ZM37 75H39L38 73H37ZM54 75V74H53ZM64 75V74H63ZM68 75V74H67ZM49 76L50 75H48V78L47 79H49ZM66 76V75H65ZM78 76V75H77ZM88 76V75H87ZM90 76V75H89ZM163 76V75H162ZM3 77V76H2ZM10 77H12V76H10ZM39 77V76H38ZM55 77H57L56 75H55ZM59 77V76H58ZM63 77V76H62ZM72 77V76H71ZM71 77H69V78H71ZM83 77V76H82ZM81 77V78H82ZM85 77V76H84ZM98 77H99V75H98ZM127 77V76H126ZM132 77V76H131ZM5 78V77H4ZM61 78V77H60ZM66 78V77H65ZM68 78V77H67ZM86 78V77H85ZM10 79V78H9ZM23 79V78H22ZM56 79V78H55ZM99 79V78H98ZM66 80V79H65ZM70 80V79H69ZM47 81V80H46ZM79 81V80H78ZM77 81V82H78ZM93 81H95V80H93ZM2 82V81H1ZM39 82H40V79H39ZM51 82V81H50ZM76 82V83H77ZM87 82V81H86ZM96 82H97V80H96ZM66 83V82H65ZM64 83V84H65ZM68 83V82H67ZM75 83V84H76ZM90 83V82H89ZM4 84V83H3ZM62 84V83H61ZM69 84V83H68ZM77 84H79V82L77 83ZM94 84V83H93ZM96 84H98V83H96ZM19 85V84H18ZM25 85V84H24ZM40 85H42V84H40ZM74 84H72V86H73ZM89 85V84H88ZM39 86V85H38ZM66 86H67V84H66ZM77 86V85H76ZM40 87V86H39ZM69 87V86H68ZM263 87V86H262ZM43 88V87H42ZM47 88H48V86H47ZM65 88V87H64ZM67 88V87H66ZM80 88V87H79ZM63 89V88H62ZM72 89V88H71ZM81 89V88H80ZM47 90V89H46ZM56 90V89H55ZM54 90V91H55ZM74 90V89H73ZM28 91V90H27ZM37 91H39L38 89H37ZM63 91V90H62ZM65 91V90H64ZM91 91V90H90ZM41 92H43V91H41ZM56 92V91H55ZM54 92V93H55ZM74 92V91H73ZM84 92H86V91H84ZM259 92V91H258ZM33 93V92H32ZM31 93V94H32ZM44 93V92H43ZM89 93H91V92H89ZM101 93V92H100ZM248 93V92H247ZM18 94H19V92H18ZM28 94H30V93H28ZM46 94H48V93H46ZM45 94V95H46ZM51 94H52V90H51ZM63 94V93H62ZM65 94V93H64ZM70 94V93H69ZM75 94V93H74ZM104 94V93H103ZM102 94V95H103ZM264 94V93H263ZM4 95V94H3ZM11 95V94H10ZM21 95H22V93H21ZM54 95V94H53ZM77 95V94H76ZM81 95V94H80ZM85 95V94H84ZM7 96V95H6ZM5 96V97H6ZM17 96V95H16ZM42 96V95H41ZM1 97H3V96H1ZM8 97V96H7ZM32 97V96H31ZM38 97H39V95H38ZM60 97V96H59ZM58 97V98H59ZM258 97V96H257ZM262 97V96H261ZM10 98V97H9ZM8 98V99H9ZM35 98V97H34ZM42 98V97H41ZM69 98V97H68ZM86 98V97H85ZM89 98V97H88ZM97 98V97H96ZM255 98V97H254ZM7 99V98H6ZM15 99V98H14ZM19 99V98H18ZM37 99V98H36ZM71 99V98H70ZM79 99V98H78ZM81 99H82V97H81ZM94 99V98H93ZM107 99V98H106ZM249 99V98H248ZM5 100V99H4ZM17 100V99H16ZM54 100V99H53ZM56 100H59V99H56ZM77 100V99H76ZM75 100V101H76ZM86 100V99H85ZM85 100H83L84 102H85ZM14 101V100H13ZM26 101V100H25ZM48 101V100H47ZM70 101V100H69ZM73 101V100H72ZM83 101H81L83 104H84V102ZM88 101H90L89 99H88ZM96 101V100H95ZM2 102V101H1ZM17 102H19L20 103V101L18 100ZM43 102V101H42ZM50 102V101H49ZM26 103H28V102H26ZM46 103V102H45ZM67 103V102H66ZM22 104V103H21ZM35 104V103H34ZM56 104H58V103H56ZM74 102L73 103H71V105H73V108L74 109H76V107H74ZM9 105H10V103H9ZM40 105V104H39ZM43 105V104H42ZM49 105V104H48ZM52 105V104H51ZM51 105H50V107H51ZM53 105H55V104H53ZM64 105H65V103H64ZM64 105H62V106H64ZM79 105H81V103L79 104ZM28 106H30V105H28ZM28 106H26V107H28ZM36 106V105H35ZM60 106V105H59ZM68 106V105H67ZM78 106V105H77ZM84 106V105H83ZM95 106V105H94ZM112 106V105H111ZM228 106H231V105H228ZM233 106V105H232ZM231 106V107H232ZM238 106V105H237ZM2 107V106H1ZM58 106H56V108H57ZM88 107H90L89 105H88ZM106 107H108V106H106ZM105 107V108H106ZM110 107V106H109ZM220 107V106H219ZM225 107H226V105H225ZM30 108V107H29ZM60 108V107H59ZM61 108H63V107H61ZM65 108V107H64ZM63 108V109H64ZM72 108V107H71ZM211 108V107H210ZM228 108H230V107H228ZM233 108V107H232ZM32 109V108H31ZM33 109H34V107H33ZM40 109V108H39ZM38 109V110H39ZM66 109V108H65ZM87 109H89V108H87ZM86 109V110H87ZM91 109V108H90ZM94 109H95V107H94ZM101 109V108H100ZM107 109V108H106ZM183 109L185 110V107H183ZM195 109V108H194ZM226 109V108H225ZM1 110H2V108H1ZM0 110V111H1ZM9 110V109H8ZM29 110V109H28ZM41 110V109H40ZM39 110V111H40ZM50 110V109H49ZM58 110V109H57ZM56 110V111H57ZM68 110H70V109H68ZM96 110V109H95ZM184 110H183V112H184ZM190 110H192V111H194L193 109H190ZM201 110H203L202 109V107H201ZM223 110V109H222ZM222 110H219V113H221V111ZM250 110H253V109H250ZM30 111V110H29ZM34 111V110H33ZM32 111V113H34V115H35V112H33ZM61 111H62V109H61ZM67 111V110H66ZM72 111H73V109H72ZM98 111V110H97ZM96 111V112H97ZM186 111V110H185ZM192 111H190V113H189V115L191 114V112ZM205 110H203V111H200L199 113L201 114V113H205L206 114V112H204ZM209 111V110H208ZM228 110H226V112H227ZM9 112V111H8ZM15 112V111H14ZM21 112V111H20ZM27 111L25 110V113H26ZM58 112V111H57ZM60 112V111H59ZM64 112V111H63ZM68 112V111H67ZM86 112V111H85ZM159 112V111H158ZM157 112V113H158ZM161 113H162V111H160ZM159 112V114H161ZM164 112V111H163ZM180 111H178V114L180 115L179 116V119L183 116V118L185 119V117H184V115H186V114H183L182 112H180V113H182V114H180L179 113ZM194 112H196V110L194 111ZM214 112V111H213ZM216 112V111H215ZM217 112H218V110H217ZM2 113V112H1ZM18 113V112H17ZM23 113V115H24V112H21V114ZM30 113V112H29ZM71 113V112H70ZM175 113V112H174ZM173 113V114H174ZM177 113V112H176ZM175 113V114H176ZM184 113H187V112H184ZM198 113V114H199ZM208 113V112H207ZM229 113V112H228ZM238 113V112H237ZM7 114V113H6ZM19 114V113H18ZM73 114V113H72ZM82 114V113H81ZM163 114V113H162ZM177 114V115H178ZM188 114V113H187ZM193 114V113H192ZM204 114V115H205ZM223 114V113H222ZM221 114V115H222ZM17 115V114H16ZM26 115V114H25ZM24 115V116H25ZM32 115V114H31ZM36 115H37V112H36ZM35 115V116H36ZM39 115H41V111L39 112ZM39 115H38V118L39 119H41V116L39 117ZM42 115H44V114H42ZM182 115V116H181ZM229 115V114H228ZM5 116V115H4ZM7 116V115H6ZM21 116V115H20ZM47 116V115H46ZM49 116V115H48ZM61 116H62V114H61ZM69 116H71V115H68V119L70 118ZM73 116H74V114H73ZM165 116H167V115H165ZM169 116V115H168ZM167 116V117H168ZM174 116V118L176 117L175 115H173ZM201 116H203V114L201 115ZM3 117V116H2ZM8 117V116H7ZM15 117H18V116H15ZM55 117V116H54ZM57 117H59V116H56L55 118H56V120L57 119H59V118H57ZM62 117H65L64 115L62 116ZM87 117H89V116H87ZM92 117V116H91ZM94 117V116H93ZM97 117V116H96ZM178 117V116H177ZM176 117V118H177ZM187 117V116H186ZM189 117H192V116H189ZM188 117V118H189ZM194 117V116H193ZM192 117V118H193ZM197 117H199V116H197ZM222 117H223V115H222ZM231 117V116H230ZM234 117V116H233ZM236 117V116H235ZM234 117V118H235ZM21 118V117H20ZM34 118V117H33ZM37 117H36V120L38 119ZM43 118V117H42ZM49 118V117H48ZM50 118H51V116H50ZM55 118H53V120L55 121ZM66 118V119H67ZM73 118V117H72ZM98 118H100V117H98ZM107 118V117H106ZM110 117H108V119H109ZM113 118V117H112ZM111 118V119H112ZM159 117H157V119H158ZM182 118V119H183ZM195 118V117H194ZM249 118H251V117H249ZM5 119H6V117H5ZM12 119V118H11ZM52 119V118H51ZM60 119H62V118H60ZM64 119V118H63ZM74 119V118H73ZM84 119V118H83ZM90 119V118H89ZM93 119V118H92ZM96 119V118H95ZM165 119V118H164ZM168 119V118H167ZM178 119V120H179ZM182 119H181V121H182ZM191 119V118H190ZM189 119V120H190ZM219 119H220V117H219ZM232 119V118H231ZM252 119V118H251ZM3 120H4V118H3ZM13 120V119H12ZM17 120V119H16ZM35 120V119H34ZM85 120V119H84ZM110 120V119H109ZM163 120V119H162ZM161 120V121H162ZM166 120V119H165ZM188 120V119H187ZM217 120V119H216ZM230 120V119H229ZM228 120V121H229ZM250 120V119H249ZM15 121V120H14ZM61 121V120H60ZM63 121V120H62ZM62 121H61V123H62ZM65 121V120H64ZM67 121V120H66ZM65 121V122H66ZM70 121V120H69ZM86 121V120H85ZM97 121V120H96ZM155 121V120H154ZM172 121V120H171ZM177 121V120H176ZM180 121V120H179ZM180 121V122H181ZM184 121V120H183ZM182 121V122H183ZM223 121V120H222ZM12 122V121H11ZM36 122H38V121H36ZM58 122V121H57ZM64 122V124H66ZM91 122V121H90ZM169 122V121H168ZM180 122H178L177 121V123L176 122H173L172 124L173 125H175V123H176V125L178 124V126L180 125V126H182L183 124H181ZM211 122V121H210ZM210 122H208V123H210ZM230 122H232V121H230ZM10 123V122H9ZM55 123H56V121H55ZM61 123H59V124H61ZM81 123H82V121H81ZM88 123V122H87ZM185 123V122H184ZM215 123H217V121L215 122ZM214 123V124H215ZM238 123V122H237ZM47 124V123H46ZM52 124V123H51ZM71 124H73V123H71ZM84 124V123H83ZM86 124V123H85ZM84 124V125H85ZM91 124V123H90ZM100 124V123H99ZM111 124V123H110ZM132 124V123H131ZM135 124V123H134ZM170 124V123H169ZM224 124H225V122H224ZM6 125H8V124H6ZM36 125V124H35ZM66 125H68V123L66 124ZM82 125V124H81ZM84 125H82V126H84ZM108 125V124H107ZM126 125V124H125ZM185 125V124H184ZM223 125V124H222ZM221 125V126H222ZM43 126V125H42ZM89 126V124L87 125V126H85L86 127V129H89L90 127H88ZM92 126H95V124L94 125H92L91 124V127ZM56 127V126H55ZM67 127V126H66ZM65 127V128H66ZM85 127H83V128H85ZM88 127V128H87ZM97 127H98V125H97ZM102 127V126H101ZM183 127V126H182ZM220 127V126H219ZM237 127V126H236ZM44 128V127H43ZM47 128V127H46ZM52 128H54V127H52ZM57 128V127H56ZM64 128V130H67V129H65ZM82 128V127H81ZM81 128H80V132L82 133V135H83V132H86L85 131V129H83V130H81ZM92 128H94V127H92ZM92 128H91V131H89L88 130V132H86V133H90V132H92ZM100 128V127H99ZM107 128L109 129L110 127L109 126H107ZM147 128V127H146ZM145 128V129H146ZM208 128V127H207ZM230 128V127H229ZM40 129H41V126H40ZM55 129V128H54ZM68 129L71 131V129H73L72 131V134L74 133L75 135H77V134H79V132L77 131V130H79V129H77V126H76V128H75V126L74 127H72L71 129H70V126L68 127ZM74 129L76 130V132H78V133H76L75 131H74ZM101 129V128H100ZM99 129V130H100ZM106 129V128H105ZM128 129H129V127H128ZM138 129V128H137ZM136 128H135V130H137ZM214 129V128H213ZM221 129V128H220ZM223 129V128H222ZM221 129V130H222ZM3 130V129H2ZM37 130H39V128H37ZM60 130V129H59ZM57 131V132H60V134H55L56 136H58L57 138H59V139H61L63 142L65 141L66 143L68 142V145H67V149H71V150H73L72 149V147H73V144H72V147L70 148L69 147V145H70V140L69 139H64L63 140V138H65V137H61V132L62 131H64V130H62V131ZM95 130H97V128L95 127L94 129H93V134L92 133H90V134H92V135H97V134H95L94 133V131ZM121 130V129H120ZM127 130V129H126ZM131 130V129H130ZM129 130V131H130ZM219 130V129H218ZM18 131V130H17ZM19 131H21V130H19ZM22 131H23V129H22ZM25 131V130H24ZM27 131V130H26ZM31 131V130H30ZM44 131V130H43ZM109 131H110V129H109ZM111 131H112V129H111ZM138 131V130H137ZM136 131V132H137ZM213 131V130H212ZM45 132V131H44ZM68 132V131H67ZM96 132V131H95ZM103 132H107V129H106V131H100V133H102V134H104ZM141 132L142 131H140V134H141ZM222 132V131H221ZM8 133V132H7ZM25 133V132H24ZM42 133V132H41ZM51 133V132H50ZM71 133V132H70ZM81 133H80V135H81ZM131 133V132H130ZM129 133V134H130ZM137 133H139V131L137 132ZM136 133V134H137ZM218 133V132H217ZM223 133V132H222ZM225 133V132H224ZM2 134V133H1ZM11 134V133H10ZM20 134H21V132H20ZM27 134V133H26ZM34 134V133H33ZM40 134V133H39ZM53 134V133H52ZM88 134H86V135H88ZM88 135L89 137L91 136V135ZM108 134V133H107ZM111 134V133H110ZM115 134H116V132H115ZM121 134V133H120ZM206 134V133H205ZM221 134V133H220ZM227 134V133H226ZM6 135V134H5ZM19 135V134H18ZM22 135V134H21ZM25 135V134H24ZM42 135H43V133H42ZM54 135V138L56 137ZM67 135H69V132L65 135L66 137H67ZM81 135V136H82ZM100 135V134H99ZM105 135H106V133L104 134V138L102 137V136H98V137H102L103 139H105L106 137H105ZM45 136H47V134H45L44 135V137ZM61 138H60V137ZM72 135H69V137H71ZM84 136H85V133H84ZM83 136V137H84ZM108 136V135H107ZM133 135L132 134H130V137H132ZM137 136V135H136ZM142 136V135H141ZM1 137V136H0ZM8 137V136H7ZM50 137V136H49ZM73 137V136H72ZM75 137V138H74ZM73 138H74V141H75V139L77 138L76 136H74ZM83 137H79V142L81 141V139L83 138ZM85 137H87V136H85ZM84 137V139H82V142H80L78 145H80L81 143H84L83 141L84 140H86V142L88 141V140H91V142H90V144H89V142H87L88 143V145L86 144V143H84V144H86L85 145V147L87 146V148L88 147H90V146H92V140L94 139V137H93V139H90L89 137V139L88 138H85ZM91 137V138H92ZM126 137H128V136H126ZM3 138V137H2ZM52 138L53 137H51V139H47V138H45V139H47V141L49 140H52ZM108 138H109V136H108ZM107 138V139H108ZM140 138V137H139ZM98 139V138H97ZM101 139V138H100ZM126 139V138H125ZM136 139V138H135ZM134 139V140H135ZM218 139V138H217ZM225 139V138H224ZM6 140V139H5ZM10 140V139H9ZM61 140H59V141H61ZM69 140V141H68ZM73 140V139H72ZM96 140V139H95ZM129 140V139H128ZM132 140V139H131ZM130 140V141H131ZM215 140V139H214ZM48 141V143L49 144H52V142L53 141H51V142H49ZM74 141H71V142H73V143H76L77 144V142H74ZM133 141V140H132ZM217 141V140H216ZM222 141V140H221ZM224 141V140H223ZM227 141V140H226ZM6 142V141H5ZM23 142V141H22ZM64 142V143H65ZM97 142V141H96ZM98 142H99V140H98ZM126 142V141H125ZM129 142V141H128ZM220 142V141H219ZM47 143V142H46ZM66 143L65 144H63V145H66ZM102 143V142H101ZM1 144V143H0ZM120 144V143H119ZM129 144H130V142H129ZM128 144V145H129ZM225 144H227V143H225ZM4 145V144H3ZM48 145V144H47ZM60 145H62V142H61V144ZM90 145V146H89ZM95 145V144H94ZM97 145H99V144H97ZM97 145H95V146H97ZM122 145H124V144H122ZM131 145V144H130ZM146 145L148 146V143L147 144H145V145H139V146H137V145H134V146H137V150L139 151V153H140V150L141 151H143L144 152V148L146 147ZM5 146V145H4ZM36 146V145H35ZM58 146H59V144H58ZM102 146V145H101ZM121 146V145H120ZM225 146V145H224ZM227 146V145H226ZM226 146H225V148H226ZM6 147V146H5ZM12 147V146H11ZM59 147H62V146H59ZM64 148V151H65V147L66 146H63ZM79 147V146H78ZM98 147V148H97ZM97 147H95V149H93V147H92V149L94 150V151H92V149H91V147H90V149H91V151H89L91 154H92V152L93 153H95V150H97V149H100L101 147H100V145L99 146H97ZM100 147V148H99ZM130 147V146H129ZM132 147V146H131ZM139 147H141V148H143V149H141V148H139ZM148 147H150V146H148ZM229 147V146H228ZM116 148V147H115ZM117 148H118V146H117ZM133 148V147H132ZM139 148V149H138ZM147 148V147H146ZM14 149V148H13ZM12 149V150H13ZM66 149V150H67ZM82 148L81 147H79V148H77V151L78 150H81ZM112 149V148H111ZM134 149V148H133ZM136 149V148H135ZM152 149V147L149 149V151H148V148L145 150V152H150V150ZM11 150V149H10ZM70 150V151H71ZM102 150V149H101ZM136 150V151H137ZM226 150V149H225ZM66 152L65 151V154L67 153V155L66 156H68L69 154H71V152ZM73 151L72 152V155H69V156H71V157H73L74 156V154H75V152L76 153H78V152H82L83 150H81V151ZM99 151V150H98ZM137 151V152H138ZM223 151V150H222ZM232 151V150H231ZM230 151V152H231ZM238 151V150H237ZM84 152V151H83ZM82 152V153H83ZM86 152V151H85ZM84 152V153H85ZM88 152V151H87ZM86 152V153H87ZM101 151H99V153H100ZM103 152V151H102ZM137 152H135L136 154H134V153H132L131 155L133 156L134 155V158L135 157H137V155L139 154H137ZM145 152L144 153H140V155L142 154H144V157H143V159L144 160H146L145 159ZM152 153H154L153 152V149H152V151H151ZM150 152V153H151ZM224 153H225V151H223ZM9 153V152H8ZM69 153V154H68ZM83 153V154H84ZM86 153L83 155V154H81V153H78L79 155H81V156H79L80 157V159H81V157L82 158H84V156H87L86 155ZM98 152L96 151V153L95 154H97ZM106 153V152H105ZM146 153V155L148 156V154ZM223 153V154H224ZM235 153V152H234ZM78 154H75L76 156L75 157H77V158H75V157H73V158H75L76 160H78ZM109 154V153H108ZM168 154H170V153H168ZM167 154V155H168ZM237 154V153H236ZM15 155V154H14ZM29 155V154H28ZM83 155V156H82ZM93 155V154H92ZM91 155V157H87V159L88 158H92V160L94 161H92L91 159H85L84 160V162L82 161L81 163H80V161L82 160H79L78 162H79V164H78V162L77 161H75L74 160V162H73V159L71 160V163H73V164H71V163H67V165L68 164H71V165H68V168H67V170L65 169L64 171H61V169H64L65 168V166L67 167V165H66V163H65V165H64V163L62 162V164L64 165H59V164H57L58 166H63L61 169L59 168V167H56L55 166V168H56V172L53 174V171L54 170H50L49 172L46 170L45 171V173H52L51 175H53V176H51L50 177V175L48 176V178L50 177V178H52L53 179V181L55 182V184L53 185L52 183H49V187L47 186V188L46 189H48V190H52V186L51 185H53V187L56 189L59 185H60V181H61V183L63 182H65V184H67V180L69 179V181H73V180H75V178H77V177H79V176H77L76 177V175L78 174L79 175V173H80V179H82L81 178V174L82 175H84V173H85V175H86V173H88L87 175H89V177H90V174L91 175H94L93 173H94V169H96V167L98 168V169H96V170H99L100 168H101V166H102V169L103 170H99L100 172H97V174L98 173H100L99 175H101V173H104L105 171H104V169L107 167V164H106V166L104 165H100V168H99V165H97L96 164V161L98 160V159H94V156H92ZM98 155V154H97ZM103 155H106V154H103ZM112 155V154H111ZM136 155V156H135ZM140 155H138V157H137V159H139L140 158V160H141V156ZM152 155V154H151ZM176 155V154H175ZM198 155V154H197ZM226 155V154H225ZM13 156V155H12ZM33 155H31V157H32ZM65 156V157H66ZM88 156H90V154L88 155ZM100 156V155H99ZM107 156V155H106ZM153 156L155 157L156 156V153H155V155L153 154ZM161 155H159L158 156V158L160 157ZM164 156V155H163ZM170 156V155H169ZM196 156V155H195ZM236 156V155H235ZM15 157V156H14ZM64 157V160H67L66 158ZM97 157V156H96ZM102 158L104 157V156H101ZM101 157L99 158V159H101ZM183 157V156H182ZM197 157V156H196ZM226 157V156H225ZM35 158V157H34ZM70 158V157H69ZM108 160H109V158H108V156L106 157ZM110 158H111V156H110ZM125 158H129L130 159V156H126ZM133 157L131 158V161L134 159ZM146 158H148V157H146ZM161 158V157H160ZM174 158V157H173ZM177 158V157H176ZM195 158V157H194ZM230 158V157H229ZM234 158V157H233ZM232 158V159H233ZM71 159V158H70ZM104 159H105V157H104ZM129 159H128V161H129ZM136 159V158H135ZM155 159H156V157H155ZM180 159V158H179ZM190 159V158H189ZM196 159V158H195ZM198 159V158H197ZM200 159V158H199ZM2 160V159H1ZM63 160V161H64ZM89 160H91V162H93L95 165H92L93 163H91ZM103 160V159H102ZM101 160V161H102ZM108 160H105V162L106 163H108V169H109V162H107ZM111 160L113 161V159L111 158ZM140 160H138L137 162H142V161H140ZM160 160V159H159ZM158 160V161H159ZM110 161V160H109ZM134 161V160H133ZM147 161V163H149V158L146 160ZM156 161V160H155ZM169 161H171V160H169ZM181 161V160H180ZM195 161V160H194ZM32 162V161H31ZM30 162V163H31ZM69 162V161H68ZM75 162H77V163H75ZM104 161H103V164L105 163ZM125 162H127L126 161V159H125ZM130 162V161H129ZM129 162H128V165H129ZM136 162V161H135ZM160 162V161H159ZM183 162V161H182ZM186 162V161H185ZM198 162V161H197ZM203 162V161H202ZM89 163V164H88ZM91 163V164H90ZM97 163H100V160L99 161H97ZM120 163V162H119ZM180 163V162H179ZM188 163V162H187ZM201 163V162H200ZM199 163V164H200ZM112 164V163H111ZM114 164V163H113ZM124 163H122V165H123ZM130 164H131V162H130ZM141 164H144L145 166H146V162L144 163V161H143V163H141ZM161 164H163V163H161ZM165 164V163H164ZM181 164V163H180ZM198 164V163H197ZM199 164H198V166H199ZM227 164V163H226ZM226 164H225V166H226ZM34 165H35V163H34ZM39 165V164H38ZM54 165H55V163H54ZM124 165H126V166H128L127 164H124ZM191 165H192V163H191ZM190 165V166H191ZM31 166H33L32 165V163H31ZM94 166V167H93ZM114 166H116V164L114 165ZM141 166V165H140ZM159 166V165H158ZM154 167V168H152V169H149L148 168V171L147 172H149V170H150V173H152V171L153 172H156L157 174H159V173H162V172H164V170H163V168H159V167ZM179 166V165H178ZM189 166V167H190ZM10 167V166H9ZM35 167H36V165H35ZM34 167V168H35ZM54 166H52V168H53ZM75 167V168H74ZM77 167H79L80 169H78ZM118 167V166H117ZM120 167V166H119ZM129 167V166H128ZM153 167V166H152ZM175 167V166H174ZM186 167V166H185ZM189 167H186V168H189ZM201 167V166H200ZM200 167H198V168H200ZM37 168H42V166L40 165V167H38L37 166ZM51 168V169H52ZM54 168V169H55ZM58 168H59V170H58ZM85 168H87V169H85ZM106 168V169H107ZM110 168H112V165H111V167ZM121 168H123V167H121ZM127 168V167H126ZM141 168H143V167H141ZM146 169H144V170H147V167H145ZM158 168L160 169V172L158 173L157 172V170H158ZM206 168V167H205ZM221 168V167H220ZM220 168H217V169H220ZM229 168V167H228ZM48 169V168H47ZM79 170V172H78V170ZM106 170L107 172H105L104 173V178H105V176H106V173L109 175V173H108V171L110 172L111 170ZM129 169V168H128ZM128 169L126 170V174H128L127 172H128ZM164 169H168V168H165L164 167ZM173 170H177L176 171V173L174 172V171H166L167 173H169V174H167L166 176H170V175H172V176H170L169 178L168 177H166V176H162L163 178L165 177V179L163 180V181H167V183H165L166 184V187H164L165 186V184H162V186L164 187V188H167V189H169V193L172 191V193H167V195H169L170 197L168 198L167 197V202L168 203H166V200L165 199H163L164 198V193H166V192H164L162 189H160V191L161 192H159V190H158V192H157V187L158 186H155V185H157V184H155V185H150V187L149 188H151V189H149V190H147V188H146V192L144 191L143 192V195L142 194H140L139 196L137 195V194H133V191H132V193H131V191H128V190H132V186H134V185H131L130 186V180H129V178H126L127 177V175L125 174V179H122L121 180V182L123 181V183L126 181V179H128V181H126V184H127V182H129L128 183V187L129 188H131V189H129L128 187H127V185H125L127 188H128V193L130 194L131 193V195H127L128 193H127V191H125V194H126V196H125V199H123V200H125V204L126 205H128L127 207H125V210L127 209V211H125V213H128L129 212V214H126L127 216H129V219L128 220H126L125 219V221L123 222L122 221V218L120 219L121 221L120 222H122L123 223V226H124V224H125V229L124 228H122V229H118L119 227H118V225H120V224H122V223H118V225H114V223L115 224H117V221H119L118 219L120 218H113V219H111L112 217H113V215H111L112 214V212L113 211H115V209H112V210H110L113 206V203L111 202V201H113V198H110V197H114L112 194H110V193H112V192H110L111 190H114V189H110L111 187H114V186H111V187H109L108 185H110L109 184V180H108V182L106 181L108 178V176H106V182L105 181H100V182H104V186L106 185L105 183H108V185H106L108 188H109V190L110 191H108V188L106 187V188H101V187H103V184H101V183H99L98 181V175L97 174H95L94 176H91V178L93 179V177H94V179L92 180V179H90V178H88V180L90 179V180H92V181H97V184L99 185V184H101L102 186L100 187V185L98 186L95 182V184L97 185V189H93L92 187H94V183L93 182H90V184H92L91 186H87V182L89 183V181H87V178H86V180H85V178H84V180L82 179V180H80L81 182H82V185L86 182V184L84 185V186H86V187H90L89 188V192H88V188L86 189V190H84V191H86V192H88V193H85L84 192V194H83V192H80V191H78V190H73V188L71 189V191L73 190V191H76V192H73V194L74 195H72L71 193V191L70 190H67V191H65L67 194L69 193L68 191H70L71 193H69L70 195H66V193L64 194V195H62L61 193V195L60 196H56V197H54V196H52V195H55L56 194V192L54 193L53 191L51 192L52 193V197H54V198H52L51 200L48 198V200H49V202H48V200H47V197H46V200H44L43 199V201L44 202H46V203H44V202H42V203H44V204H47V205H45V206H43V205H39V204H42V203H39V201H37L38 199L37 198H33L32 200H29L28 201V203H26V204H24V206H22L20 209H17L16 211H7L6 209H5V213H1L0 214V263L1 264H121V263H123V264H129V263H131V264H136V263H140V264H142V262H143V264H147L149 261H147V262H144V261H146V260H149V259H151V258H154V256H156V254L158 253V255L156 256V257H158V259H160V257H159V253H160V256L161 255H163L164 253H162L161 251H155V249H153V247H156V245L155 244H152L153 242H158V241H160L159 242V245L158 246H161L162 248H163V246H167V244L168 243H166V242H169L171 239H172V237H170L169 238V236H170V234L172 233V232H174L175 230H174V227H175V225L176 226H178V225H181V226H179L180 228H178V229H176V230H179V229H186L187 228V226H186V224L188 223V219L187 218H191V220H193V219H195L196 218V216H199L203 211H207V209H208V211L211 209V203L212 202H210V203H208V202H201L200 200L201 199H206V200H208L209 201V198H214L211 194L213 193V192H215V191H220V189L219 188H225L224 186H226L227 184V181H225V179L224 180H221V178H219L220 180H216V181H214V183H210V184H208L207 182L205 183V180L207 179H205L204 181H203V172H204V169L203 170H201L200 171V176H198V175H195L196 177H188L187 175L188 174H186V173H188V170H184V171H182L181 173H183V172H185V174L183 173V174H181L180 173V171H178V169H174V168H172ZM201 169V168H200ZM210 169H212V168H210ZM209 169V170H210ZM214 169V168H213ZM212 169V170H213ZM35 170V169H34ZM75 170H77V171H75ZM121 170V169H120ZM125 170V169H124ZM131 170H132V168H131ZM130 169H129V173H130V171H131ZM152 170V171H151ZM215 170V169H214ZM228 170V169H227ZM238 170V169H237ZM52 171V172H51ZM81 171V172H80ZM90 171L92 172V173H90ZM101 171H103V172H101ZM162 171V172H161ZM8 172V171H7ZM12 172V171H11ZM17 172V171H16ZM41 172V171H40ZM43 172V171H42ZM72 172H73V174H72ZM122 172V171H121ZM147 172H144V173H147ZM179 172V173H178ZM202 172V173H201ZM26 173H28V172H26ZM25 173V174H26ZM35 173V172H34ZM38 173H39V171H38ZM90 173V174H89ZM112 172H110V174H111ZM155 173V174H156ZM219 173H221V172H219ZM20 174H21V172H20ZM24 174V173H23ZM36 174V173H35ZM41 174V175H40ZM39 174V178H38V176H37V180L38 179H40L41 180V178H42V176H47L46 174L44 175H42V173H40ZM122 174V173H121ZM157 174L156 175H154V173H152V175L154 176V178H155V176H156V179H160L161 178V175H163V174H159L158 175V177H160V178H158L157 177ZM180 174V175H179ZM199 174V173H198ZM19 175V173L17 174V176ZM114 175V174H113ZM112 175V176H113ZM120 175V174H119ZM148 175V174H147ZM150 175V174H149ZM216 175H218V174H216ZM229 175H230V173H229ZM20 176V175H19ZM21 176H23V175H21ZM40 176H41V178H40ZM55 176V177H54ZM123 175H121L120 177H122ZM207 176V175H206ZM235 176H236V174H235ZM24 177V176H23ZM54 177V178H53ZM101 177V176H100ZM114 177V176H113ZM115 177H116V175H115ZM148 177V176H147ZM151 176H149L148 178H150ZM188 179H187V178ZM205 177V176H204ZM222 177V176H221ZM224 177V176H223ZM233 177V176H232ZM15 178V177H14ZM22 178V177H21ZM25 178H27V177H25ZM30 178L32 179V177L30 176ZM35 178V177H34ZM33 178V179H34ZM46 178V177H45ZM45 178L43 179V180H45ZM58 178V179H57ZM109 178H111V177H109ZM119 178V177H118ZM153 178V177H152ZM163 178H161V179H163ZM203 178V179H202ZM239 178V177H238ZM237 177L235 178V179H238ZM11 179V178H10ZM12 179H13V177H12ZM12 179H11V181H12ZM33 179L31 180V183L32 184H34V182H32L33 181ZM52 179H50V180H52ZM103 179V178H102ZM101 179V180H102ZM169 179V180H168ZM223 179V178H222ZM230 179V178H229ZM234 179V178H233ZM261 179H262V177H261ZM16 180H17V178H16ZM18 180H19V177H18ZM24 180H27V179H24ZM23 180V181H24ZM37 180H35V181H37ZM40 180H38V181H40ZM46 180L47 181H49V179H47L46 178ZM62 180H66V181H62ZM79 180H76V182H78ZM104 180V179H103ZM119 180V179H118ZM117 180V181H118ZM208 180V179H207ZM210 180V179H209ZM7 181V180H6ZM11 181H9V182H11ZM15 181V180H14ZM37 181V182H38ZM79 181V183H81ZM83 181H84V183H83ZM163 181H161L160 180V182H162V183H164ZM219 181V182H218ZM231 181H236V180H230L229 182V184H231L232 182ZM241 181H242V177H241ZM250 181V180H249ZM256 181V180H255ZM262 181H263V179H262ZM4 182V181H3ZM21 182V181H20ZM27 182V181H26ZM29 182H30V180H29ZM37 182H35V184L34 185H36V183ZM46 182V181H45ZM45 182H43V181H41V183H43V185L41 184L40 185V183H39V187L38 186H35V187H32V189H30V186H28L27 184V189L29 188L30 190H31V192H29L28 190H27V192H29L28 194H30V193H32V190L34 191H36V189L38 190V189H40L41 187L40 186H42V187H44V184H45ZM113 182V181H112ZM211 182V181H210ZM226 182V183H225ZM238 181H236V182H234V184L235 183H237ZM259 182V181H258ZM62 183V185H60L59 186V190H60V187H62L64 184ZM110 183H111V181H110ZM116 183V182H115ZM219 183H221V184H219ZM225 183V184H224ZM238 183H242V182H238ZM237 183V184H238ZM14 184V183H13ZM38 184V183H37ZM48 184V182L46 183V185ZM119 184H121L120 182L118 183V184H116V185H118L119 186ZM228 184V185H229ZM233 184V183H232ZM254 184H255V182H254ZM15 186H12V187H15V188H17L16 190H14L13 188H11V190L13 189L14 190V193L15 194H13L10 190L9 191H7L6 190V192H8V193H12L13 195H14V197L15 198H21L22 199V197L24 196H26V189L23 187V186H21L20 184L19 185H17V183L16 184H14ZM19 186H21V188H23V189H25V190H23V191H18L17 192V190H19L18 189V187ZM23 185H24V183H23ZM68 185H70V182H68ZM78 185H80V184H78ZM82 185H80L79 187H83L84 188V186H82ZM96 185H95V187H96ZM113 185V184H112ZM217 185H223V187H219V186H217ZM239 185V184H238ZM251 185V184H250ZM258 185H260V184H258ZM257 185V187H259ZM7 186V185H6ZM65 186V185H64ZM67 186V185H66ZM71 186V185H70ZM136 186V185H135ZM153 186H155L156 187V189H155V187L154 188H152ZM237 186V185H236ZM73 187H74V185H73ZM76 187H78V186H76V184H75V187L74 188H76ZM121 187V186H120ZM125 187V188H126ZM230 188H228V189H230V191H231V189L232 188H234L232 185H230L229 186ZM232 187V188H231ZM252 187V186H251ZM20 188V187H19ZM67 188V187H66ZM91 188H92V190H91ZM107 189V192L109 193H107L105 190H101V189ZM121 188H123V187H121ZM196 190H195V189ZM254 188L255 187H253L252 189L254 190ZM42 189H44V188H42ZM55 189H53V190H55ZM61 189H63V188H61ZM77 189V188H76ZM79 189V188H78ZM82 189V188H81ZM85 189V188H84ZM206 191H205V190ZM218 189V190H217ZM236 189L237 188H235V191H236ZM251 189V188H250ZM251 189V190H252ZM256 189V188H255ZM259 189V188H258ZM2 190V189H1ZM12 190V191H13ZM45 190V189H44ZM43 190V191H44ZM119 190V189H118ZM122 190V189H121ZM125 190V189H124ZM224 190V189H223ZM26 193H25V192ZM34 191V192H35ZM56 191H57V189H56ZM60 191H63V190H60ZM59 191V192H60ZM79 193H78V192ZM82 191V190H81ZM96 191V192H95ZM104 191V192H103ZM120 191V190H119ZM162 191L164 192V193H162ZM204 191V193H201V192H203ZM225 191V190H224ZM229 191V192H230ZM259 191V190H258ZM6 192H4V193H2V194H6ZM33 192V193H34ZM49 192V191H48ZM101 192V193H100ZM103 192V193H102ZM115 192V190L113 191V193ZM120 192H124V191H120ZM153 192H156V194L159 196L160 194H162L163 195V197H161V195L158 197V196H156ZM229 192H227L228 194H229V196L230 197H233V195H235V194H233V195H230V193ZM238 192V191H237ZM261 192H262V190H261ZM0 193V194H1ZM38 193V192H37ZM54 193V194H53ZM145 193V194H144ZM159 193V194H158ZM201 193V194H200ZM208 193V194H207ZM211 193V194H210ZM247 193V192H246ZM251 193V192H250ZM252 193H253V191H252ZM251 193V194H252ZM256 193H258L257 191H256ZM263 193V192H262ZM11 194V195H12ZM27 194V195H28ZM232 194V193H231ZM243 194V193H242ZM241 194V195H242ZM249 194V193H248ZM248 194H244V195H242L240 198L241 199H239L241 202H243L242 200L245 198V200H246V196L245 195H247V198H249L250 196H248ZM254 194V193H253ZM9 195V194H8ZM11 195H9L10 196V198H11ZM13 195H12V197H13ZM42 195H43V193H42ZM46 195H47V193H46ZM57 195V194H56ZM166 195V196H167ZM260 195H262V194H260ZM260 195H257V196H260ZM9 196H7V197H9ZM22 196V197H21ZM67 196V197H66ZM68 196H70V197H68ZM123 196V195H122ZM166 196H165V198H166ZM238 196V195H237ZM2 197V196H1ZM4 197V196H3ZM6 197V196H5ZM32 197V196H31ZM34 197V196H33ZM115 197H116V195H115ZM204 197V198H203ZM236 197V196H235ZM251 197H252V195H251ZM253 197H255V196H253ZM51 198V197H50ZM121 198V197H120ZM199 198H201V199H199ZM8 199V198H7ZM6 199V200H7ZM20 199V200H21ZM26 199H27V197H26ZM118 199V198H117ZM161 199H163L164 200V204L162 203H160L161 201H163V200H161ZM255 199H256V197H255ZM5 199L3 198V201L1 200V208L6 204L5 202L6 201H4ZM10 200H12V199H10ZM13 200H14V198H13ZM19 200V199H18ZM69 200V201H68ZM111 200V201H110ZM239 200H235V201H233V203L235 202L236 203V201H237V204L239 203ZM247 200H249V199H247ZM246 200V201H247ZM250 200H251V198H250ZM42 201V200H41ZM40 201V202H41ZM68 201V202H67ZM71 201V203L69 204V202ZM245 201V202H246ZM4 203V205H2L3 203ZM20 202H22V201H20ZM48 202V203H47ZM112 204V205H109L108 206V204H110V203ZM115 202V201H114ZM120 202V201H119ZM119 202H118V204H119ZM122 202V201H121ZM120 202V203H121ZM240 202V205L241 204H243V203H241ZM13 203H14V201H13ZM36 203H38V204H36ZM106 203V204H105ZM124 203V202H123ZM157 203V204H156ZM159 203L161 204V206L159 207L158 205H159ZM199 203V204H198ZM202 203V204H201ZM214 203V202H213ZM9 204H11V203H9ZM8 204V205H9ZM14 204H17L16 202L14 203ZM49 204L51 205V207H53V209H52V211H49V210H47V207L46 206H49ZM186 204V207H187V205L188 206H191V207H189L188 209H183V208H180V206H184ZM229 204H231L230 202H229ZM236 204V205H237ZM20 205V204H19ZM22 205H23V203H22ZM154 205H156V206H158L157 208L154 206ZM235 205V204H234ZM239 205V204H238ZM238 205H237V207H238ZM239 205V206H240ZM244 205H245V203H244ZM17 206V205H16ZM109 208H108V207ZM110 206H111V208H110ZM154 206V207H153ZM166 206V207H165ZM242 206V205H241ZM247 206V205H246ZM5 207V206H4ZM6 207H7V204H6ZM9 207V206H8ZM185 206H184V208H186ZM236 207V206H235ZM0 208V209H1ZM114 208V207H113ZM130 208V209H129ZM155 208H156V211H154L155 210ZM190 208L192 209V211H190ZM245 208V207H244ZM262 208V207H261ZM41 209H45L46 211H48V213H49V215H47L46 216V214L45 213H47L46 211L43 213V211L41 210ZM154 209V210H153ZM251 209H253V208H251ZM251 209L249 208V210L251 211ZM3 210V209H2ZM1 210V211H2ZM14 210V209H13ZM78 210H80V211H84L85 212V215H86V217H85V215H84V217L83 218H81L80 220L82 221H80L81 223L80 224H78L79 222H77L76 221V218H78L77 216H78V214L81 216V214H83L82 212H81V214H80V211L78 212ZM110 210V212H111V214H110V212H108ZM117 210V209H116ZM189 210V211H188ZM248 210V211H249ZM259 210V209H258ZM41 211H42V214H40L39 215V213H41ZM74 211H77V213H76V217L74 216V217H72L73 216V213H74ZM103 211H104V213L107 211V213L109 214V216L108 215H105L104 213H103ZM119 211V210H118ZM117 211V212H118ZM124 211V210H123ZM219 211V210H218ZM218 211H216L215 209L213 210V211H210L209 212V215L207 216L208 217V219L209 218H213V221H215V224H219L218 223V219H220V214H222L221 213V211L220 212H218ZM233 211V210H232ZM239 211V210H238ZM244 211V210H243ZM247 211V210H246ZM2 212H4V211H2ZM120 212V211H119ZM187 212V213H186ZM189 212H192L191 213V216L188 214ZM219 214H218V213ZM245 212V211H244ZM254 212V211H253ZM257 212V211H256ZM255 212V213H256ZM55 213V214H54ZM106 213V214H107ZM114 213V212H113ZM144 213H149V214H147V216L146 215H144ZM246 213V212H245ZM251 213H252V211H251ZM155 215V216H153V217H149V219H147L148 218V216L149 215ZM232 214H233V212H232ZM242 214V213H241ZM45 215V216H44ZM105 215V216H104ZM181 215V217L183 216V217H185L186 218V220L187 221H185L184 219V222H187V223H182L183 221L181 220L180 221V224H174V222H175V219H176V217H177V219L178 220H180L178 217ZM188 217H187V216ZM261 214H259V216H260ZM264 215V214H263ZM43 218H42V217ZM83 216V215H82ZM106 216H108L107 218H106ZM112 216V217H111ZM120 216V215H119ZM122 216H123V214H122ZM125 216V215H124ZM216 216V217H215ZM243 216V215H242ZM62 217H64V218H62ZM106 219H104V218ZM110 217V218H109ZM115 217H117V216H115ZM195 217V218H194ZM189 218V219H190ZM261 218V217H260ZM264 218V217H263ZM263 218H262V220H263ZM84 220V222H83V220ZM215 219V220H214ZM221 219H222V216H221ZM236 219V218H235ZM243 219V218H242ZM241 219V220H242ZM111 220H114V221H111ZM117 220V221H116ZM212 220V219H211ZM216 220H218V221H216ZM231 220V219H230ZM249 220V219H248ZM109 221V222H108ZM116 221V222H115ZM162 221H164L165 222V224H163V225H165V226H167L168 225V223H169V225L171 226V225H173L172 227H173V230L171 229V230H169L171 233H169L167 230H168V228L170 229V226L167 228H165L164 227V229H167V230H163L162 228H163V225H162V227H160V229L162 230V233H161V231L160 230H156V228L155 229H153L152 230V228L150 227L151 226V224L152 223H154V222H157V223H159V222H162ZM190 221V220H189ZM195 221V220H194ZM232 221V220H231ZM257 221V220H256ZM259 221V220H258ZM261 221V220H260ZM61 222V223H60ZM112 222V223H111ZM131 222H133V224H130ZM211 222V221H210ZM217 222V223H216ZM221 222V221H220ZM107 223V224H106ZM176 223V222H175ZM184 224V227H183V225L182 224ZM192 223H194L193 221H191V225H190V222H189V224H187V225H189V226H191L192 227ZM213 224H214V222H212ZM233 223V222H232ZM250 223V222H249ZM249 223H247V225H250L251 226V224H249ZM5 224H6V228L5 227H3L2 225H4L5 226ZM57 224V225H56ZM61 224H62V226H61ZM129 224H130V226H129ZM197 224H199V223H197ZM221 224V223H220ZM234 224V223H233ZM205 224H202V225H200V226H197L196 224L195 225H193V227H195L196 226V228H195V230H194V232H193V230H190V231H192V233H194V235L192 234L191 236H196L197 235V232H199L200 233V231H201V233H202V231H204L203 233H204V235H203V233L201 234V244L200 245H202V247L201 246H199V242L197 243L198 245H195L194 244V246L196 247V249H193L192 247H189L190 249H187V250H184L183 249V247L185 246H183L182 244H179V243H176V244H178V247L179 246H182V249H179V248H177V247H175V246H177V245H174V244H172L173 243V239H174V237H175V235L174 234H176V233H173L171 236H173L174 235V237H173V239L171 240V244L175 247V248H177V249H175L174 250V247L172 246V249H173V251L175 252V251H179V252H181V254L180 253H178V255H183L182 254V252H183V250L184 251H187V254H185V257H183L182 256V258L183 259H186V260H184V261H182V258L180 259H178V257H180V256H178L177 254H176V252H175V256H174V252L172 251V249H171V251L173 252L172 254V256H173V259H174V257L176 258V256H177V258H176V260H178V261H172V262H167L169 259H168V257L170 256V254H169V256H168V253H167V255L165 256V255H163V257L165 258V259H162L163 257H161V259L162 260H160L161 262H164L163 260H166L165 262H167V263H165V264H202V262H201V259H203V260H205L203 263L204 264H206L205 262H207V264L208 263H210V260L208 261V260H206L208 257V255L207 254H205V253H207L206 251H204L206 248H204L205 246H203V244H205V241H206V239H202V236H207L208 234L209 235H213V236H211V238L212 237H214L215 236V232H216V235L218 234V233H220V234H218V235H221V229L220 228H218V227H221V226H215V227H212V225H209V224H207V225H205ZM61 226V228H62V231H61V229L59 228ZM63 226H64V229H63ZM80 226V227H79ZM240 226V225H239ZM260 226V225H259ZM262 226H264V224L262 223ZM118 227V228H117ZM151 228V232L153 231H156V232H158V233H161L162 235H161V237H164V234H165V232L168 234H165V235H167V236H165L164 237V241H163V239H160V237L158 236V238L160 239H158V240H154L155 238L153 237V235L155 236V237H157V233L156 234H154V233H152V235H150V228ZM171 227V228H172ZM201 227H203V228H201ZM229 227V226H228ZM235 227L236 226H234V228H232V226L230 225V228L235 232ZM242 227V226H241ZM243 227H245L244 229H243ZM243 227H242V229H241V232H240V235L241 236H243V234H244V236L243 237H247V235L251 232V230H249V231H247V230H245L246 229V225L244 224L243 225ZM58 228L60 229V230H58ZM148 228H149V230H148ZM158 228V227H157ZM176 228V227H175ZM229 228V229H230ZM249 228H252V227H247V229H249ZM254 228V227H253ZM57 229V230H56ZM124 229V231H122ZM200 229V230H199ZM215 229H220V232L218 231V230H215ZM222 229H223V226H222ZM149 232H148V231ZM197 230V231H196ZM212 230H214V232L213 233H210V232H212ZM226 230V229H225ZM231 230V231H232ZM186 231H188L189 232V230H185L184 232L183 231H181V232H183V234L184 233H187ZM224 231V230H223ZM240 231V230H239ZM239 231H238V233H237V231L235 232V233H237V234H239ZM244 231H247V232H244ZM255 230L253 229V231L251 232V233H253ZM146 232V233H145ZM148 232V233H147ZM228 232V231H227ZM229 232H230V230H229ZM233 232V233H234ZM249 232V233H248ZM256 232L258 233V230H256ZM180 232H177V234H179ZM232 233V232H231ZM234 233V234H235ZM247 233V234H246ZM256 233V234H257ZM145 234H147V235H145ZM150 235V237H152V238H154V239H152V238H150L149 237V235ZM196 234V235H195ZM255 233H254V235H256ZM145 235V236H144ZM199 235V234H198ZM208 235V236H209ZM217 235V236H218ZM222 235H224L223 233H222ZM251 235H253V234H250V237H252ZM264 235V234H263ZM150 238V239H152V240H154L153 242L148 238V237ZM179 236H182L183 238H184V236L183 235H181V234H179ZM190 236V233H189V235H188V237ZM227 236V235H226ZM226 236H222L223 238H224V240L222 239V237L221 236H219V237H216L215 236V238H213L214 240L216 239V238H220V242H221V239L223 240L222 242L223 243H225L226 241V243H230L231 241L229 240L228 241V239L227 238H225ZM236 237H237V235H235ZM197 237L198 236H196V238H194L195 239V241L197 240L198 241V239L200 238V236L198 237V239H197ZM210 237V236H209ZM230 237V236H229ZM254 237V236H253ZM259 237V236H258ZM165 238H169L170 240H168V239H165ZM210 238V239H211ZM209 239V240H210ZM217 239V240H218ZM225 239H226V241H225ZM241 239V238H240ZM240 239H238V243L240 244ZM254 239V238H253ZM262 239V238H261ZM99 240V241H98ZM162 240V241H161ZM167 240V241H166ZM202 240H203V242L204 243H202ZM212 240V239H211ZM216 240V241H217ZM242 240H244V239H242ZM247 240V239H246ZM184 241V240H183ZM194 241V242H195ZM196 241V242H197ZM219 241V240H218ZM253 241V240H252ZM256 241V240H255ZM261 241V240H260ZM155 242V243H156ZM184 242H186V241H184ZM193 241H190V244L192 243ZM214 242V241H213ZM234 242V241H233ZM236 242V241H235ZM242 242V241H241ZM259 242V241H258ZM160 243H161V245H160ZM165 244V245H163L162 246V244ZM175 243V242H174ZM225 243V244H226ZM237 243V244H238ZM48 244V245H47ZM49 244H51V245H49ZM186 244V243H185ZM231 244V243H230ZM236 244V243H235ZM234 244V245H235ZM238 244V245H239ZM154 245V246H153ZM218 245V243L216 244H214V246L213 247H215V246H217ZM227 245V244H226ZM229 245V244H228ZM231 245H233V244H231ZM230 245V246H231ZM125 246V248H122V247H124ZM171 245L169 244L168 245V247H170ZM188 246V245H187ZM193 246V247H194ZM200 248L201 247V249L200 250H202V251H204V252H202V251H200V250H197L198 249V247ZM262 246V245H261ZM221 247V246H220ZM229 247V246H228ZM228 247H227V249H228ZM232 247V246H231ZM257 247V246H256ZM186 248V247H185ZM188 248V247H187ZM223 247H221V248H217L216 249V247H215V250H218V249H222ZM230 248V247H229ZM234 248V247H233ZM233 248H231V249H233ZM259 248V247H258ZM165 249H167L166 247H165ZM204 249V250H203ZM231 249H229V250H231ZM189 250H191V252H189L188 253V251ZM193 250H195V253H198L199 251L202 253H200L199 252V255L201 256L200 257V259H199V257H196V259H197V262H195V257L194 256H197V254L195 255L194 253H192L193 252ZM196 250H197V252H196ZM207 250V249H206ZM211 249H209V251H210ZM228 250V251H229ZM163 251V250H162ZM164 252H168L167 250H164ZM211 252V251H210ZM162 253V254H161ZM169 253H171V252H169ZM186 253V252H185ZM257 253V252H256ZM189 254V255H188ZM194 254V255H193ZM220 254V253H219ZM225 254H227V252L225 253ZM193 255V256H192ZM243 255H245V254H243ZM203 256H206L207 258H205V257H203ZM223 255L221 254V255H219L218 257H220V259H221V257H222ZM188 259H187V258ZM215 257V256H214ZM217 257V256H216ZM223 257H226L225 255L223 256ZM243 257V256H242ZM194 259V261H193V259ZM205 258V259H204ZM211 258V257H210ZM227 258H229L228 256H227ZM227 258H224L223 259V261L224 260H226L227 261ZM245 259H246V255H245V257H244ZM168 259V260H167ZM172 259V258H171ZM190 259V261H188ZM209 259V258H208ZM219 259V260H220ZM240 259V258H239ZM242 259V258H241ZM200 260V261H199ZM212 260V259H211ZM243 260V259H242ZM153 261V259H151V261H150V263ZM214 261V260H213ZM212 261V262H213ZM216 261V260H215ZM239 261H241V260H239ZM244 261V260H243ZM245 262H247V261H245ZM149 263V264H150ZM154 263L155 264H157L156 263V261L154 260ZM151 264H153V263H151ZM212 264V263H211ZM214 264V263H213ZM215 264H216V262H215ZM217 264H218V262H217Z\"/></svg>",
	"mask_w": 264,
	"mask_h": 264
}]
</instances>
